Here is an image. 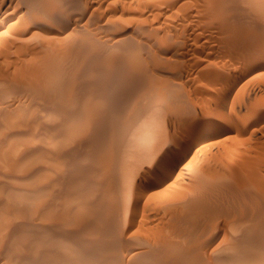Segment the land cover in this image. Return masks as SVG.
<instances>
[{
  "label": "rangeland",
  "instance_id": "374dc122",
  "mask_svg": "<svg viewBox=\"0 0 264 264\" xmlns=\"http://www.w3.org/2000/svg\"><path fill=\"white\" fill-rule=\"evenodd\" d=\"M4 1V2H3ZM8 1H11V5L8 7V8H6V6H3L1 9H0V13H2V15H5V14H7V12L6 11H8V13H14V15H16L15 17H17V16H20V17H18V18H21V16L24 18V16L26 17V21L27 22H24V23H22L21 24V26H23V27H21L20 25H19V27H21L20 29L18 28H16V27H11V28H9L8 26H11V25H9L10 23H12V21L11 22H5V24L3 25V29L2 30H7L6 32H9V31H12L13 32V30H19L18 32H16V31H14L13 33L11 32H9L6 36H8V38L9 39H7V40H2L1 41V39H0V46H1V48L3 47L2 46V42H5V41H7V43H9L8 41H12V42H10L9 43V47L8 46H6L7 48L4 50L3 48L2 49H0L1 51H0V57H3V58H5V57H7V58H5L6 60H5V62L6 63H8V64H4V62L2 63L1 61H4V60H1V59H3V58H0V76H2V77H0V80H2V81H0V95L1 96H3L2 98H1V96H0V103L2 102V104H0V112H2V113H0V123H2V124H0V142L2 143L3 142V139L5 140V138L3 137L5 134H6V132L8 133V131H16L15 130V127L14 126H12V125H16L15 123H13L14 122V120L15 119H13V118H16V117H20L21 116V113L24 115V113L26 114L25 116L27 117V118H29L30 116L32 117V118H40V117H42L41 116V114L43 115L44 113H41V108H43V107H41V106H39L40 105V101L39 100H37L36 101V99H33V101H32V97H30V96H33V94H32V92H29L28 90H27V88H24V86H23V88H20L19 86H16V83L18 82V81H20V80H28L29 78H31L30 77V75H35V74H43V73H46V74H50V75H57V76H59L61 79L62 78H64L65 80V82L66 81H68V83H67V85H66V83L64 82V85H66V86H64V88L65 87H67V89H68V85H69V83L72 81V79H74L72 76L74 75V72H78V70H82L81 71V73L80 74H82V77L81 78H79L78 79V81L77 80H73L72 82H71V86H73V83H74V81H76L79 85H80V87H81V85H82V87H84V83H88V84H85V86H86V88H83L84 90H85V92H86V90H88V89H91V87L92 88H94L95 89V92L94 91H91V90H89V91H87L86 93L84 92L83 94H84V96H86V97H84L83 96V94L81 95L80 94V97L81 98H83V102H81L82 104H84V102H85V104L86 105H84L83 107H88L87 105H91L92 104V109L94 110V108H96V106H97V104H96V106H93L94 104H95V102L94 101H96V102H98L99 101V99H100V101H101V98H102V101L100 102L99 101V103L98 104H102V106L101 107H99V108H104V110L103 111H105V112H103L102 111V109L101 110H99V116H100V114H101V116H103V117H101L102 118V120L103 121H107V122H109V121H111L110 123H112V121H114L112 124H110V123H103V122H101V120H98V119H100V118H98V117H96L97 119L96 120H92L93 121V124L92 125H95V122L98 120V122L100 121L101 122V124L102 125H105L106 124V126L105 127H101L100 125V123H98V122H96V125H95V127H96V129H95V127L93 126V127H91V128H94L95 130H98L96 133L97 134H95V130H94V132H93V135H92V132H91V130H93V129H91L90 130V132H91V135L93 136V138H94V135H96L95 137L96 138H98L100 141H104L103 143V145H105V150H101V152H100V150L99 149H97V150H92V149H89V151H86V148L84 149V147H83V144H84V140H86V138L85 137H83L84 136V134H83V130L84 131H87V130H89L90 129V126H91V124L89 125V122L91 123V120L89 121V119H88V121H87V119H86V116L88 115V111H89V113H90V111H92V109H90L91 108V106H90V108L88 107L87 109V115L86 114H83V113H86V112H84V110L86 109V108H84V110H83V113L82 114H80L81 116L79 117V121L81 120L82 121V123L84 122L85 124H86V126L87 125H89L88 126V128L86 127H84V126H82V127H84V128H82L81 126L80 127H78L77 129L76 128H71V129H69V132L67 133V131H68V128H66V129H64L65 131H63L66 135H70V134H72V131H74V134H76V135H78V137L79 138H75V137H71L72 139L73 138H75V139H71L70 137V139L72 140V142L68 139V137H64V143L66 142V141H68V143L66 142L65 143V145H63V147L64 146H68L69 148H68V150L69 149H71V154H74V152L76 153V154H74V156H78L79 157V159H78V157H77V159H76V157H74L75 158V160H76V162H78L77 164H76V162H75V164L76 165H78L79 164V162H80V165H83L82 167H84V164L82 163L81 164V160H82V162L84 161H88L87 162V164L88 163H90L91 165H90V167H92L93 169H90V168H88L89 166L88 165H86L87 166V168H86V170L87 171H89L88 169H90L91 171H89L90 173L92 172V171H96V177L98 176L97 175V171L99 172V170H100V168H101V171L99 172V176H98V178L100 179V178H106L107 176H108V174H107V170L106 169H104V170H102V164H106V162L108 161V156L107 155H109V153L110 152H113V153H110V155H109V157L110 156H112L111 154H113V156L112 157H110L111 159L112 158H114L115 156V159H117V161H118V159L120 158L119 157V155L121 154L122 156H123V154H124V157L122 158V159H124V163H122L123 161L121 160V158H120V160L122 161H120L122 164V166L120 167V168H122V169H118L119 170V176L121 177V178H119L120 180H118V181H120L119 182V184L117 185L118 186V189H116L117 187H112V183L113 182H111L110 183V181L109 180H111V179H103V180H101V182L100 181H95L96 179H92V180H94V183H90V181L88 182V180H86L87 182H85V183H83V184H81V181L82 180H84V178L82 179V177H85V176H83V174L84 173H87V172H84L83 173V171H86L85 170V168L84 169H82V168H80V169H82V170H80V171H82V173L80 174V173H77L78 172V170H77V172H75V171H73L75 174H77V175H71V173H69V171H68V173L66 174V175H63L62 176V174H61V172H59L57 169L59 168V166L60 167H62V165L63 166H65V168L66 167H68L67 165L69 164V163H71L72 164V162L74 161V158H72V160L71 159H69L70 158V156L68 157V155L67 156H65V157H62V158H59L58 159V161L56 162V164L57 163H59V164H61V165H55L54 167H57L58 166V168L56 169L55 168V172L53 173H50V172H47V171H42V172H35V171H33V169H34V164L39 160L38 159V157L36 156V157H34L33 156V158H31V157H24V160H23V158H21V155H19L18 153L17 154H13V155H16V156H10V154H7L8 155V157H10V159H13V161H15V160H17V159H19V161H17L18 163L17 164H19L18 165V167H20V169H24L25 171H23L24 173H28V174H32L33 172H35V173H33L32 174V178L31 179H33L32 181L30 180V179H28V181H27V179L25 180V179H23V180H19V179H17V180H19L18 182L17 181H14V180H8L7 178H4V176H5V174H6V171L3 169H0L1 171H2V173L0 172V178L2 179H0V185L1 186H3L2 188H3V190L4 191H2L1 190V192H0V199H1V201H0V218L1 217H5V215H6V217H7V219L9 220L10 219V217H11V219H12V217H13V219L16 217V216H18V215H16V216H10V215H12L13 213H15L14 211H16L15 210V207L16 206H13V204L15 205V203H13V204H9V203H12V202H10V200L11 201H13V200H15L16 198H17V200L18 199H24V200H26L27 199V197H25L27 194H24V195H21V198H20V196H19V198L18 197H16V198H13V197H15V195H13L14 193H12L13 191H11V192H7L8 190V187H9V185L12 183V185L13 186H15L16 188H21V189H27V188H25L26 186L28 187V186H31V185H33V184H35V183H37L36 181H45L46 179H48V178H51V179H53V181H57L59 178H61L59 181H61L62 179L64 180L65 178V176H67L66 177V179L63 181L62 180V182H64L65 183V181H67L65 184H64V186L66 187V189L68 188V185H70L69 184V182H68V180H70V183H72L73 181V183L69 186L70 188H68L67 190H70V191H72L73 189L74 190H77L78 188H80L79 190H82V192L84 193H87L88 192V194L90 193V192H92L93 193V191L94 190H99V191H103V190H105V191H107L108 193H110V192H112V193H110V194H105L106 196L108 195H110L109 197H105V195H104V197H103V195H102V197L105 199H107L106 201L105 200H102L101 199V197H99V196H101L99 193V191H97L96 190V193L97 194H99L98 195V197H99V199H101L100 201L98 200V202H99V204L96 206V203H95V207H96V209H97V207H98V209L100 210V209H105V208H108V207H110V202H112V199H115V200H118V201H115V204H113V202H112V204H111V206H112V209L110 208V209H106V210H108V212L110 213V217H111V219L112 220H110V217L107 215V214H105L104 216H106L108 219H109V221H110V223H112L113 224V222H114V224H116L117 225V227H116V230L117 231H115L114 230V232H113V230H112V228H107L106 226H103L102 225V222H101V224H99L98 222H99V220H100V218L101 219H105V217H100L99 218V220L97 219L98 217H96L97 215H95V213L96 212H99V210L97 209V211L96 210H93L94 208H92L91 207V205H93V207H94V204H92V202L94 203V198H97V195H96V193H93V198L90 196V198H89V201H88V199L87 200H85L86 199V197L88 198V196L90 195H86L85 193V199H84V197H83V199L82 200H78L77 201V199L73 202V201H68V202H66L65 204L67 205V206H71V207H77V205H78V207H80V206H82L83 207V209L84 210H82V208L80 207V209L79 208H77V209H79V213H80V211H82L83 212V214L82 213H80V214H82L81 216H83V215H85V216H87V217H85L86 218V220H89V222L90 223H87V224H82V226L81 225H76V224H74V225H76V226H73V224H71L72 222H71V219L70 218H60L59 219V222L61 223L62 222V224L64 225V226H66V227H68V228H74V229H76V231H77V233H79V237L80 238H77L78 236H76V238H75V236L73 237V236H66V235H64L65 236V238H62V239H52L51 240V243L53 244V245H51V243L50 244H45L46 245V247H43V249L42 248H40L41 250H43L42 252H41V250L38 252V253H34V254H36V261H37V259L38 258H42V257H44V258H42V259H45V262L46 263H48V264H82V263H84V264H86V259H81V258H86V257H81V256H79V257H81V258H79L78 256H77V258L78 259H76V257L75 256H73L71 253H70V251H72L73 252V250L74 249H77V250H80V249H82L83 248V245H84V247H86V245H87V243L88 242H93V241H95V244H97V242L96 241H99L100 243L104 240V238L105 237H103V239L101 238L102 236H105V233L103 234V232H105L104 230L106 229V231L108 232V233H110L109 232V230H112L111 231V233L113 232V233H115L117 236V238H116V242L114 243V241H112V244H114V247L116 248L117 247V245H118V247L116 248V249H114L116 252H114V250H109V252H111V253H109V252H104L103 253V255L101 256V254H100V256H98L99 258H97V256L95 257L96 259H93L94 257H92V259H90L89 261H88V259H87V264L89 263H91V261L92 260H95L94 262L92 261V264H94V263H96V264H141V263H145V264H147L145 261H146V259L148 260V255H147V253L146 252H148L149 250H150V247H149V245H150V243H151V245L153 244V241L155 242V241H157V240H162V238L166 235V237H170V236H168V235H170V227H172V226H176V223L178 224L177 226H179L182 222V224L180 225V226H184L187 222H185V221H181V220H179V222H177V220L175 219V216H171L170 214H174L175 215V210L177 211L178 210V205H177V202L180 204V200L181 199H183L184 197H185V195H186V191H188L189 190V188L191 189V187H192V185L193 184H195V180L197 179V177L196 176H203V173H205V175H207V173H211V171H212V173L214 174V172L213 171H216L215 173H217L218 172V174H222L223 173V177H226L227 179H225V180H227V182L228 181H231V182H229L230 184L231 183H233L232 181H235V180H237V181H241V180H243V182L245 183L246 181V183H248L249 182V180H250V184H253V185H255L256 184V182L258 183V181H260V182H263L264 183V178H263V180H260V179H262V177H264V44H259V45H256V46H252V47H248V49L247 50H249V51H247V52H245L246 50H241L240 52L241 53H238V54H236V53H234L233 52V49H235V47L233 48V49H231L230 50V48L232 47V44H227V47H226V43H228L227 41V38L226 37H224V35L222 36L220 33L218 34V30L215 28L216 26H210L211 28H209V26H205L204 24V20H200V19H197V17L198 18H200V16H197V14L198 15H200L199 13H200V6H197V7H199V10H198V8L195 6L196 4H198V3H196L195 1L194 2H191V0H190V2L191 3H193V4H190L189 5V2H188V0H177V1H179L178 3H177V1H176V3H175V1L174 0H171V2L169 1V4L167 3L168 1H166L165 0V2L164 3H166V4H168L167 6H165V5H162V4H160V6L159 5H157L156 7H154V6H152V7H154V8H152L151 7V3L150 2H152L153 3V1L154 0H66V1H64V0H30V1H32V2H25L26 0H2V2L3 3H7ZM19 1V2H18ZM27 1H29V0H27ZM53 1V2H52ZM60 1V2H59ZM62 1V2H61ZM183 1H186L187 2V5H186V2H183ZM193 1V0H192ZM252 2L253 1H255L256 2V4L258 5L259 3H260V1H262V0H258L259 1V3H257V0H251ZM18 2V3H17ZM21 2H24V3H21ZM36 2V3H35ZM45 2V3H44ZM50 4H49V3ZM52 2V3H51ZM70 4H69V3ZM139 2L140 3H142V4H140L139 5ZM147 2V3H146ZM149 2V3H148ZM159 2V1H158ZM174 2V3H173ZM180 2H182V3H180ZM262 2H264V0L262 1ZM261 2V3H262ZM15 3H17V4H15ZM29 3H30V5H33V4H35L34 6H30L29 5ZM33 3V4H32ZM42 3H44V5L42 4ZM58 3V4H57ZM67 3V4H66ZM78 3V4H77ZM93 3V4H92ZM108 3H110V5L108 4ZM111 3H113V4H111ZM160 3V2H159ZM163 3V4H164ZM170 3H173V4H170ZM21 4H23V5H21ZM48 4V5H47ZM55 4V5H54ZM57 4V5H56ZM63 4V5H62ZM72 4V5H71ZM75 4V5H74ZM77 4V5H76ZM147 4H149V7L146 9V7H147ZM174 4H176V5H174ZM181 5L180 7L182 8H180L178 5ZM253 4H255V3H253ZM28 5V7H25V6H27ZM36 5H37V8H36ZM43 5V6H42ZM81 5V6H80ZM100 5V6H99ZM142 5V7H140ZM162 5V6H161ZM173 5V6H172ZM184 5V6H183ZM191 5H192V7H193V9H192V7H191ZM199 5V4H198ZM259 5H261V4H259ZM17 6V8H13V7H16ZM22 6V7H21ZM40 6V7H39ZM62 8H61V7ZM93 6H95V7H93ZM97 6V7H96ZM169 6H171V7H169ZM183 6V7H182ZM191 8H190V7ZM35 9H34V8ZM39 7V8H38ZM71 7V8H70ZM159 7V8H158ZM161 7V8H160ZM5 8V9H4ZM24 8V9H23ZM31 9V10H33V11H31L32 12V14H31V12H29L30 10H28V9ZM53 8V9H52ZM95 8V10H93ZM97 8H99V9H97ZM138 8L140 9V10H138ZM142 8V9H141ZM150 8V10L151 11H146V10H148ZM166 8V9H165ZM16 9V10H15ZM55 9H56V11H55ZM63 9V10H62ZM70 9V10H69ZM85 9V10H84ZM159 9V10H158ZM180 9V12L178 11V10ZM26 10H28V11H26ZM40 10V11H39ZM43 10V11H42ZM46 12H45V11ZM168 10V11H167ZM195 10H196V17H195ZM5 12V14H4V12ZM13 11V12H12ZM16 11V12H15ZM37 11V12H36ZM62 11V12H61ZM64 11V12H63ZM65 11H67V12H65ZM173 11H175L176 13H178V14H175V12H174V14L176 15V17H175V15L173 14ZM199 13H198V12ZM23 12H25L24 14H23ZM26 12H28L27 14H26ZM44 12V13H43ZM47 12H48V14L50 13L51 14V16H49L48 14H47ZM83 12H84V14H83ZM138 12L140 13V12H146L145 14L143 13H140V14H138ZM29 13L31 14V15H29ZM35 13V14H34ZM36 13H38V14H36ZM55 14V15H53V14ZM149 13L151 14V15H149ZM192 13V14H191ZM22 14V15H21ZM47 14V15H46ZM63 14H66V15H69L70 17H71V26H69V29H68V32L69 31H71V32H69L70 33V35H67L68 34V32H67V34L65 35V34H63V35H60L58 38H59V41L57 40V37L56 38H54L55 39V42H54V39H50V40H52V41H50L49 40V37L46 35L45 36V33L43 34V29L41 30V24L42 23H44V24H42L43 25V27L42 28H44V25L46 24V26L47 25H49V26H51V25H54V24H56L55 26H57L58 24H57V18H59L60 16H62ZM81 14H83V16H81ZM142 14V15H141ZM147 14L149 15V16H147ZM159 14H160V16H159ZM172 14H173V16H174V18L172 17ZM38 15V16H37ZM79 15V16H78ZM86 15V16H85ZM90 15V16H89ZM143 15L144 16H147L148 17V21L147 22H149V24L153 21V23H151L150 24V26L151 27H153V26H155L154 28H156L157 26V28H159V26H162V27H160L159 29L162 31V33H164L165 31L168 33V31H169V33H171V35H174V38H175V36L178 38V40H179V42L172 48L171 47V49L172 50H169L168 52H167V57H169L170 59H171V62L174 60V66L171 64V66H172V69L173 68H178V66H176L175 67V65H179V69H178V72L177 73H179V74H181V76L179 75V76H173V75H175L176 74V71H174L173 72V70L172 71H170L171 70V68H169V67H171L170 66V64H167V65H169L168 66V68H169V71L170 72H168V71H166L165 72V76H167V77H169V74H170V79H173V81H175V79H176V83H174L173 81H171V82H169V78H167V79H169L168 81H167V83L165 84V81L167 80L166 78H165V76L163 77L162 75H159V74H161V72L159 73V71H157V76L155 75V76H153L154 78L152 79V76H149V77H151V78H149L148 76V79L147 78H145V80L146 81H152V82H155L156 80V82L153 84L152 82V84L151 85H149V84H144L145 83V81H143L144 79V77L141 79L139 76H138V79L141 81L142 80V82L141 83H143V84H140L141 86H143L144 85V87H142V88H144L143 89V92H142V89H141V86H138L139 85V83H140V81H136V79H134V77H136L137 78V76H134L133 74H132V72H134V70L132 71V69H134V68H131L130 67V65H132V63H131V61H133V59H132V57H133V52L138 48V46H139V48L141 47V46H143L144 47V45H142V44H140V43H142L144 40H145V37L144 36H142L141 37V34H140V32H139V29H135L137 26H136V21H138L137 19H139V18H142L143 17ZM31 16H32V18H31ZM41 16V17H40ZM53 16V17H52ZM73 16V17H72ZM141 16V17H140ZM155 16H158V18H154ZM30 19H32V20H30ZM47 17V18H46ZM48 17H49V19H48ZM138 17V18H137ZM152 17V18H151ZM35 18V19H34ZM37 18V19H36ZM39 18V19H38ZM88 18V19H87ZM196 18V20L197 21H195L194 19ZM25 19V18H24ZM29 19V20H28ZM136 19V20H135ZM152 19V20H151ZM41 20H44V21H41ZM50 20V21H49ZM51 20L52 21H54V23L53 22H51ZM85 23H84V22ZM202 21H203V23H202ZM28 22L29 23H32V24H30V25H28ZM40 22V26L41 27H39V25H38V28H39V31L40 32H38V34H35V33H33V31H34V29H33V26L36 24V23H39ZM195 22H197V23H195ZM201 22V23H200ZM35 23V24H34ZM49 23H51V24H49ZM84 23V24H83ZM34 24V25H33ZM79 24V25H78ZM83 24V25H82ZM87 24V25H86ZM148 24V25H149ZM185 24H186V28H185ZM87 27H86V26ZM135 25V26H134ZM204 25V26H203ZM45 26V27H46ZM54 26V27H55ZM78 26V27H77ZM83 27V29H81L82 27ZM125 26V27H124ZM128 26V27H127ZM149 26V27H150ZM190 26V27H189ZM202 26H203V28H202ZM206 27V28H205ZM8 28V29H7ZM14 28H16V29H14ZM23 28V29H22ZM26 28H28V30L30 31H28ZM46 28H48V26L46 27ZM72 28V29H71ZM74 28V29H73ZM76 28V29H75ZM162 28V29H161ZM165 28V29H164ZM168 28V29H167ZM169 28H171L170 30H169ZM196 28H197V30H196ZM11 29V30H10ZM26 29V30H25ZM45 29V28H44ZM79 29H81L82 30V32H80L81 30H79ZM90 29V30H89ZM119 29V30H118ZM122 29V30H121ZM163 29H164V32H163ZM167 29V30H166ZM185 29V30H184ZM188 29V30H187ZM204 29V30H203ZM9 30V31H8ZM74 30H76V31H74ZM79 30V31H78ZM117 30H118V32H117ZM131 30H133V31H131ZM43 31V32H42ZM84 31H86V32H84ZM89 31V33H87ZM121 31V32H120ZM136 31H138V33L136 32ZM16 32V33H15ZM21 33V34H20ZM44 37H47V38H45L44 37V39L42 40V38H39V37H41V36H38V35H40V34ZM84 35H83V34ZM85 33H86V35L87 34H90V35H88V37L85 35ZM118 33V34H117ZM197 33V34H196ZM9 34L11 35V37H15V39H13V38H11L10 39V36H9ZM12 34H13V36H12ZM16 34V35H15ZM114 34V35H113ZM130 34V35H129ZM135 34V35H134ZM65 35V37H63ZM80 35V36H79ZM94 35V36H93ZM127 35H129V37H130V39H131V37H132V40H130L129 39V37L127 36ZM140 35V36H139ZM180 35V36H179ZM222 37H221V36ZM6 36H4V38H7ZM90 36H91V38H90ZM111 36H113V37H111ZM125 36L126 38H125V40H124V38L123 37ZM135 36H138L135 40H134V38H135ZM28 37H30V40H32V37H33V39L34 38H36L35 39V41L33 42V40L30 42V40H29V38ZM61 37L63 38L62 40H64V41H62V40H60L61 39ZM67 37V39H64V38H66ZM96 37V38H95ZM99 37V38H98ZM107 37H108V41H107ZM109 37H110V39H109ZM123 38V41L122 40H119V38ZM134 37V38H133ZM181 37V38H180ZM223 37L226 39V40H224L223 39ZM16 38H19V39H21V40H19V39H16ZM25 38V39H24ZM70 40H69V39ZM74 38H75V40H74ZM81 38H82V40H81ZM88 38H90V40H92V41H90ZM94 38V39H93ZM120 38V39H121ZM138 38H139V40H138ZM143 38V39H142ZM176 38V39H177ZM47 41H46V40ZM114 39H116V40H114ZM117 39H118V41H117ZM129 39V40H128ZM224 41H223V40ZM16 40V41H15ZM36 40H39V41H36ZM45 40V41H44ZM56 40H57V42H56ZM66 40V41H65ZM93 40H96V42L95 41H93ZM106 40V41H105ZM110 40V41H109ZM114 40V41H113ZM142 40V41H141ZM181 40V41H180ZM222 40V41H221ZM20 41V42H19ZM23 42V44H25V45H23V44H21L22 42ZM67 41H69L70 43H68ZM73 41H75V42H73ZM78 41V42H77ZM81 43H80V42ZM84 41V42H83ZM113 41V42H112ZM115 41H116V43H115ZM127 41H132L133 42V45H132V43L131 42H127ZM134 41H140L139 43H137V45L135 44V46H134ZM15 42H17V43H15ZM41 42H43V43H41ZM54 42V43H53ZM71 42L74 44V47H73V45L71 44ZM94 42V43H93ZM100 44H99V43ZM111 44H109V43ZM127 42V43H126ZM145 42V41H144ZM224 42V43H223ZM26 43H27V45H26ZM30 43V44H29ZM41 43V44H40ZM47 43H49V44H47ZM55 43H57V44H55ZM58 43H59V45H58ZM63 43V44H62ZM65 43H67V44H69V45H65V46H62V45H64ZM76 43H77V45H76ZM90 43V44H89ZM116 45H115V44ZM119 43H123L122 45L121 44H119ZM181 43V44H180ZM184 43V45H182ZM224 44L223 46H222V44ZM34 44H35V46H34ZM40 44V45H39ZM53 44V45H52ZM71 44V45H70ZM79 44H81V46H84L83 48H80L81 46L79 45ZM84 44V45H83ZM93 46H92V45ZM97 44H98V46H97ZM112 44H113V46H112ZM118 44V45H117ZM138 44H140V45H138ZM6 45V43H4V46ZM39 45V46H38ZM46 45H50V47H48V46H46ZM54 45H56L55 47L56 48H52V46H54ZM57 45H58V47H57ZM106 45V46H105ZM109 45V46H108ZM229 45H230V48H228L229 47ZM27 46V47H26ZM41 46H43V49H46L45 50V52L43 51V49H42V47ZM80 46V47H79ZM90 46V47H89ZM99 46H101L102 47V49H101V47L99 48ZM112 47V51H110L111 50V47ZM118 46V47H117ZM122 46H123V48H122ZM126 46V47H125ZM128 46V47H127ZM137 46V48H134V51H133V47H136ZM177 46H179V47H177ZM183 46V47H182ZM185 46V47H184ZM245 46V44L244 45H242V47H244ZM19 47H21L22 49H19ZM29 47V50L28 49H26V48H28ZM30 47H31V50H30ZM39 47V48H38ZM62 47H64V48H62ZM65 47H66V49H65ZM73 47V48H72ZM78 47V48H77ZM92 47V48H91ZM94 47V48H93ZM106 47V48H105ZM125 47V48H124ZM223 47V48H222ZM240 47H241V45H240ZM241 47V48H242ZM5 48V47H4ZM49 48V51L47 50ZM67 48H68V50H70L71 48V50L70 51H68L67 50ZM77 48V49H76ZM80 48V49H79ZM99 48V49H98ZM103 48L104 49H107L106 51L105 50H103ZM115 48V49H114ZM118 48H120V50L118 49ZM127 48H129V49H127ZM177 48V49H176ZM182 48V49H181ZM225 48H228V49H225ZM256 48V49H255ZM16 49H18L17 51H20V54L19 55H17V54H15V53H17V51H15ZM27 50V51H25V53H23L24 52V50ZM35 50V52H34V50ZM37 49V50H36ZM41 49H42V51H41ZM65 49V50H64ZM81 49H82V51H81ZM95 49V50H94ZM99 51H98V50ZM113 49H114V51H113ZM132 49V50H131ZM179 49V50H178ZM2 50H4V51H2ZM9 50V51H8ZM23 50V51H22ZM39 50V51H38ZM51 50V51H50ZM52 50H53V52H52ZM58 50V51H57ZM61 50L63 51V53H61ZM67 50V51H66ZM73 50H75V51H73ZM80 52H79V51ZM88 50V52H85V51H87ZM97 50V51H96ZM117 50V51H116ZM124 50H126V51H124ZM129 52H128V51ZM227 50H229V51H227ZM235 50H237V49H235ZM263 50V51H262ZM11 51V52H10ZM41 51V52H40ZM48 52V54L49 55H47V52ZM54 51H56V54L58 53V52H60V54H57V56H56V54L54 53ZM72 51V52H71ZM104 51V53H102ZM122 51V52H121ZM173 51V52H172ZM178 53H177V52ZM230 51H232V52H230ZM255 51V52H254ZM262 51V52H261ZM5 52H7V53H5ZM15 54H13V53ZM33 52V54H31ZM39 52V53H38ZM68 52H71V53H68ZM90 52V53H89ZM99 52H101V53H99ZM116 52H117V54H116ZM172 52V53H171ZM227 52H228V54H227ZM253 52V53H252ZM35 53V54H34ZM40 53H42L41 54V56L39 55ZM46 53V54H45ZM53 53L55 54L54 56H53ZM74 53V55L72 56V54ZM78 53V54H77ZM82 53V54H81ZM87 53V54H86ZM108 53V54H107ZM118 53H120L122 56L120 57V54L118 55ZM174 53H175V55H174ZM231 54V56H230V54ZM233 53V54H232ZM260 54L261 56H259V57H257L256 58V61H255V58L253 59V60H249V61H247L246 59V57L249 55V54ZM22 54H24V56H25V58L23 57V60H19V59H21L20 57H22L23 55ZM52 54V55H51ZM63 54V55H62ZM69 54V55H68ZM77 54V55H76ZM90 54H92V55H90ZM97 54H99V56L97 55ZM132 54V55H131ZM171 54V55H170ZM178 56H177V55ZM244 54V55H243ZM40 57H39V56ZM46 55V56H45ZM60 55V56H59ZM68 55V57H66L65 58V56H67ZM76 55V56H75ZM78 55H82V56H79L78 57ZM104 55H107V57H104L103 59H102V57ZM170 55V56H169ZM179 55H181L180 57H179ZM12 56H15V57H12ZM44 56V57H43ZM49 56L51 57V56H53V59H54V57L58 60V57H61V56H63L65 59H63V60H65L66 61V63L67 64H69V65H71L70 67L71 68H73V67H76V68H73V70L72 69H70V68H68L67 69V66L69 67V65H67L66 63H64V61L62 60V59H60L59 61H61V62H58V63H54L55 61H56V59H52L51 60V58L49 59ZM85 56V57H84ZM124 56H130V58H127V57H124ZM233 56V57H232ZM240 56V57H239ZM19 57V58H18ZM46 57V58H45ZM63 57H61V58H63ZM70 57V59L72 60H70V59H67V58H69ZM74 57V58H73ZM75 57H76V59H75ZM77 57H78V59H77ZM92 58V60L91 59H89V58ZM94 57V58H93ZM112 57V58H111ZM178 57V60L177 61H179V59H184V61H183V59H182V61L184 62V64L181 62V60L179 61V62H181V63H177V61L175 60V58H177ZM191 57V58H190ZM237 57V58H236ZM261 57V58H260ZM26 58H32L31 60H27ZM36 58V59H35ZM42 58V59H41ZM44 58V59H43ZM73 58V59H72ZM85 59V63L87 64V62H93L94 61V59H96V64H97V61H98V66L94 63V64H92V65H90L89 64V66H86V65H84L85 63H84V59ZM120 60H119V59ZM168 58V59H169ZM173 58V59H172ZM189 58H190V60H189ZM199 58H200V61H199ZM260 58V59H259ZM39 59V60H38ZM47 59H49V60H51L50 62H52V64L50 65V63L49 62H47ZM83 59V60H82ZM86 59H87V61H86ZM89 59V60H88ZM98 59V60H97ZM102 59V60H101ZM108 59V60H107ZM114 59V60H113ZM122 59L123 60H125V59H127L126 61H125V63H126V65H127V63H129L128 65L129 66H126L125 65V63H124V65L121 63L122 62ZM131 59V60H130ZM207 59V60H206ZM7 60H11V62L9 61V62H7ZM14 62H13V61ZM38 60V61H37ZM76 60V61H75ZM81 60L83 61V69H82V62H81ZM119 61V62H117V61ZM186 60H188V61H186ZM211 62H210V61ZM258 60V61H257ZM30 61V62H29ZM63 61V62H62ZM99 61H100V63H99ZM101 61H102V63H101ZM104 61V62H103ZM197 61V62H196ZM202 61V62H201ZM204 61V62H203ZM213 61V62H212ZM35 62V63H34ZM47 62V63H46ZM57 62V61H56ZM74 62H75V65L76 66H74V65H72V64H74ZM76 62H78V63H76ZM91 62V63H92ZM175 62L177 63V64H175ZM207 62V63H206ZM17 63V64H16ZM37 63H39V64H37ZM60 63H61V65H62V63L63 64H66L67 66H64L65 68H63V66L61 67V65H60ZM131 63V64H130ZM173 63V62H172ZM207 65H206V64ZM209 63V64H208ZM3 64V65H2ZM15 65V66H11V65ZM21 64V65H20ZM58 66H57V65ZM78 64V65H77ZM79 64H80V66H79ZM106 64V65H105ZM112 64H114V66L112 65ZM120 64H122L123 65V69H122V65H120ZM181 64V65H180ZM7 65H9V66H7ZM24 65V66H23ZM32 65V66H31ZM35 65V66H34ZM36 65H38V66H36ZM88 65V64H87ZM94 65H96V66H94ZM105 65V66H104ZM109 65H112V66H109ZM167 65H166V67H165V65H163V67H165V68H167ZM184 65V66H183ZM26 66H28V67H26ZM94 66V67H93ZM100 66V67H99ZM107 66V67H106ZM112 67V68H109V67ZM116 66V68H117V70L119 71L118 72V74L116 73L117 72V70H116V68L115 69H113L114 67ZM126 66V67H125ZM134 65H132V67H133ZM203 68H202V67ZM252 66V67H251ZM6 69H5V68ZM7 67H9L8 69H7ZM36 67V68H35ZM38 67H41V68H38ZM56 67H61V68H56ZM85 67H88V68H85ZM92 67V68H91ZM101 68V69H98V68ZM127 67H128V69H127ZM249 67H250V69H249ZM4 68V70H2ZM14 68V69H13ZM16 68H17V70H16ZM25 68V69H24ZM55 68V69H54ZM98 70H97V69ZM127 70H126V69ZM136 68V67H135ZM185 68V69H184ZM199 68V70H196V69H198ZM42 69L44 70V72H42ZM50 71H49V70ZM54 69V70H53ZM77 69V70H76ZM87 69V71H85ZM88 69H90V71L88 70ZM103 69V70H102ZM109 69H110V71H109ZM119 69H121L122 70V72H121V70H119ZM181 69H183V71L181 70ZM211 69V70H210ZM18 72H16V71ZM26 71L27 72V74H26V72H24V71ZM31 70V71H30ZM37 70L40 72H37ZM53 70V71H52ZM58 70V71H57ZM93 70V71H92ZM105 70V71H104ZM112 70H114V71H116V72H112ZM125 70V71H124ZM131 70V71H130ZM164 70V69H163ZM167 70V69H166ZM191 70V71H190ZM215 70V71H214ZM246 70V71H245ZM6 73H8L7 75H3V74H6ZM13 71H15V72H13ZM55 71V72H54ZM74 71V72H73ZM89 71V72H88ZM97 72V74H96V72ZM99 71H102V72H99ZM107 71V72H106ZM129 71H130V76L128 75V73H129ZM195 71H196V73H197V75H195V78H193V75L195 74ZM202 71V72H201ZM210 71V72H209ZM20 72V73H19ZM22 72V73H21ZM29 72H30V74H29ZM49 72V73H48ZM58 72H60V73H58ZM86 72V73H85ZM93 72H94V75H93ZM124 72H125V74H124ZM126 72H128L127 73V75H126ZM172 72V73H171ZM192 72V73H191ZM11 73H12V76H11ZM17 73V76H14L15 74ZM57 73V74H56ZM90 75H89V74ZM102 74V76H104L103 78L101 77V74ZM108 73V74H107ZM110 73H113L112 75H110ZM115 73H116V75H115ZM122 73V74H121ZM159 73V74H158ZM167 73V74H166ZM174 73V74H173ZM189 73H191V74H189ZM210 73V75H217V77H219V78H216L215 79V81L213 82V81H209V79H207L206 77H207V75ZM236 73V74H235ZM243 73V74H242ZM20 74H22L21 76H19ZM27 75L26 76V78H25V76L24 75ZM60 74H61V76H60ZM63 74V75H62ZM65 74H66V76H65ZM67 74H69V75H67ZM73 74V75H72ZM84 74H86V75H84ZM106 74V75H105ZM134 74H135V72H134ZM188 74V75H187ZM205 74V75H204ZM207 74V75H206ZM8 75H10V76H8ZM70 75H72V76H70ZM92 75V76H91ZM100 75V76H99ZM113 75H114V77H113ZM119 75V76H118ZM123 76V78H122V76ZM131 75H133L134 77L132 78V76ZM172 75V76H171ZM183 75V76H182ZM190 75V76H189ZM210 75H208V77L210 76ZM3 76H4V78H3ZM56 76V77H57ZM67 76H70V77H68L67 78ZM89 77V80H90V76L91 77H93V79L92 80H90V81H88V77ZM97 76V77H96ZM110 76V77H109ZM112 76V77H111ZM197 76V77H196ZM235 76H237V77H235ZM66 77V78H65ZM72 77V78H71ZM86 78L85 80H84V78ZM99 77V78H98ZM107 77H108V79H110V80H108L107 79ZM120 77L122 78V79H124L123 81H122V79H120ZM126 77H128L127 79H128V81H127V79H125ZM132 79V81H131V79ZM155 77H162L161 79H155ZM188 77V78H187ZM190 77H192L193 78V80L190 78ZM231 77H232V79H231ZM10 78V80H8ZM17 78V79H16ZM20 80H19V79ZM105 78H106V80H105ZM112 78V79H111ZM115 80H118V78L120 79V81L118 80V81H115ZM163 78H165V79H163ZM238 80H237V79ZM98 79V80H97ZM103 79V80H102ZM163 79V80H162ZM189 79V80H188ZM195 79V80H194ZM12 80H14L15 82H13ZM17 80V81H16ZM63 80V79H62ZM93 80H95V81H93ZM126 80V82L124 83V81ZM153 80H155V81H153ZM160 82H159V81ZM165 80V81H164ZM237 80V81H236ZM12 81V83L14 84V85H12V83H8V82H11ZM40 81V82H39ZM70 81V82H69ZM104 81V82H103ZM112 81V82H111ZM113 81H115V82H113ZM130 81V82H129ZM148 81V82H149ZM163 81V82H162ZM181 81V82H180ZM208 81V82H207ZM218 81V82H217ZM36 83H42L41 82V80L40 79H38V82H37V80L35 81ZM75 82V83H76ZM96 82H98V84H97V86H96ZM100 82H102V83H100ZM116 82H118V83H116ZM123 82V83H122ZM128 82V83H127ZM131 82H133V83H131ZM136 82H138V84L136 83ZM148 82H146V83H148ZM157 82H159V83H157ZM161 82H162V84L164 83L165 85H166V87H165V85H163L164 87H162V86H160V85H162L161 84ZM169 82V83H168ZM35 83V84H36ZM90 83H93L92 85H89ZM95 83V84H94ZM103 84V86L101 87V85ZM105 83V84H104ZM108 83V84H107ZM121 83V84H120ZM130 83V84H129ZM171 83V84H170ZM2 84H4V85H2ZM129 84V85H128ZM131 84H132V86H133V88H132V86H131ZM136 84V85H135ZM157 84H159V85H157ZM168 84V85H167ZM171 86H170V85ZM175 84V85H174ZM177 84V85H176ZM182 84V85H181ZM186 84V86H184ZM229 84V85H228ZM5 85H7L6 87H5ZM37 86L38 85H40V84H36ZM36 85H34L33 84V86H36ZM119 85H120V87H119ZM123 85V86H122ZM126 85V86H125ZM146 85L149 87H147L148 89H150V88H152V87H154L155 86V88L156 89H153V90H156L154 93H151L152 92V90L151 91H148V92H150L151 94H150V96L149 97H151L152 96V94H154L155 96H157V97H154V95L151 97L153 100H149V99H151V98H149L148 97V95H147V91H145V89H146ZM173 85V86H172ZM231 85V86H230ZM14 86V87H13ZM36 86V87H37ZM70 86V87H71ZM104 86H106V87H104ZM116 86H118V87H116ZM128 86H130V88H132V89H130ZM136 86H138L139 87V89H138V87H136ZM158 86H160L159 88H162V89H164V91H162V89L160 90L159 88H158ZM167 86L168 87H170V88H172V89H174V87L176 86V88L173 90V91H176V92H179V90H180V94H182V98L180 97H166L165 99L164 98H162V97H160L161 95H160V93L159 92H165V90H167L168 88H167ZM179 86V87H178ZM229 86L231 87V88H229ZM233 86V87H232ZM1 87H3V88H1ZM26 87V86H25ZM70 87H69V89H70ZM96 87V88H95ZM99 87V88H98ZM110 87V88H109ZM137 89H136V88ZM6 88V89H5ZM17 88L19 89V90H17ZM107 88V89H106ZM120 89V91H123V90H126V88H127V92L126 91H123V93L121 94L120 93V91L119 90H117V89ZM125 88V89H124ZM23 89H25L26 91H23V93L21 94V92H22V90ZM67 89L65 88V89H63V90H65V92L67 91ZM93 89V90H94ZM96 89H100L99 91H98V93L96 92ZM109 89H111V90H109ZM123 89V90H122ZM129 89V90H128ZM133 89H136V90H138V94L140 93V92H142V94L140 93L139 95L137 94V91L136 92H134V90ZM158 89V90H157ZM182 89V90H181ZM231 92L228 96H226L225 98H224V96L225 95H222L223 93L222 92H224V91H228V90ZM21 90V91H20ZM132 90H133V93H132ZM141 90V91H140ZM224 90V91H223ZM4 93H3V92ZM8 91V92H7ZM12 91V92H11ZM20 91V92H19ZM91 91V92H90ZM102 91V92H101ZM103 91L106 93V92H108V91H110V92H108V93H103ZM116 93V91H117V93H118V95L119 96H117V93L116 94H114V92ZM131 91V93L132 94H130L131 96H128L129 94H126V93H128V92H130ZM140 91V92H139ZM11 92V93H10ZM14 92V93H13ZM29 92V93H28ZM97 93L98 95H96L97 97L95 98V99H92V97L94 98V94L93 93ZM157 92V93H156ZM3 93V94H2ZM88 93V94H87ZM90 93H92V94H90ZM101 93L103 94V95H101ZM112 93V94H111ZM161 93V94H162ZM5 94H10V96L9 95H5ZM13 94H15V95H13ZM20 94V95H19ZM30 94V95H29ZM89 95V96H87V95ZM111 95L109 98H108V96L109 95ZM125 94V95H124ZM158 94V95H157ZM19 95V96H18ZM22 95V96H21ZM91 95H94V96H92V97H90ZM101 95V96H100ZM113 95V96H112ZM114 95H116V96H114ZM121 95V96H120ZM136 95V96H135ZM13 96H15V98H19V100H18V98L17 99H15ZM25 96H28V97H25ZM123 96V97H122ZM125 96H126V98H125ZM128 96V97H127ZM134 96V97H133ZM143 96V97H142ZM145 96H147L146 97V99L148 100H146V102H151V103H149V104H152V103H154V104H152V105H149L148 103H146V102H142L141 101V98H138V97H142V100L145 98ZM30 97V98H29ZM88 97H90V98H88ZM113 97V99L111 100L110 98H112ZM120 97H121V99H120ZM131 98V100H130V98ZM160 97V98H159ZM5 98H7V99H5ZM14 98V99H13ZM33 98H35V97H33ZM84 98H85V100H87V101H85L84 100ZM86 98H88V99H86ZM119 98V99H118ZM123 98V99H122ZM125 98V99H124ZM134 98V99H133ZM184 98V99H183ZM5 99V100H4ZM29 99V100H28ZM31 99V100H30ZM78 99H79V97H78ZM89 99H91L92 100V102H94V103H92V102H90L89 101ZM108 99V101H105V100H107ZM110 99V100H109ZM114 99H117V100H115L114 102H113V100ZM137 99H139L138 101H141V102H138V101H135V100H137ZM2 100H4V101H6V102H4V101H2ZM14 100V101H13ZM120 100H123V101H120ZM128 101V105H130V106H127L126 104H127V102L126 101ZM134 100V101H133ZM155 100V101H154ZM188 102H187V101ZM8 101V102H7ZM39 101V102H38ZM79 101H80V99H79ZM82 101V100H81ZM117 101H119L118 103H117ZM129 101H132V103L134 104L135 102L137 103H141V104H148V106H150V107H147L146 108V111H141V110H143V108L146 106V104H145V106H142L143 108L142 109H137L138 108V106H137V104H136V106H134L132 103H130ZM144 101H145V99H144ZM191 103H190V102ZM215 101V102H214ZM4 102V103H3ZM18 102H20V103H18ZM32 102V103H31ZM36 102V103H35ZM90 104H89V103ZM104 104H103V103ZM120 102H122V104L120 103ZM39 103V104H38ZM88 103V104H87ZM105 103H106V105H105ZM108 103V104H107ZM110 103H113V105H117V106H113L112 104V106L113 107H111V105H110ZM117 103V104H116ZM130 103V104H129ZM227 103V104H226ZM261 103H262V105H261ZM19 104V105H18ZM23 104V105H22ZM34 104H36V106L34 105ZM132 104V105H131ZM140 104V105H141ZM181 104V105H180ZM182 104H183V106H182ZM17 105V106H16ZM119 105H120V107H119ZM139 105V104H138ZM3 106V107H2ZM23 106H26V107H23ZM28 106H29V108L31 109H33V110H30L29 108H28ZM99 106V105H98ZM107 108H110V109H107ZM109 106V107H108ZM129 108H127V107ZM133 106L135 107L134 108V110L136 111V109H137V111L136 112H143V113H137V115L136 114H134V113H132V112H135V111H133ZM152 106V107H151ZM186 106V107H185ZM254 106V107H253ZM15 107H18V109L17 108H15ZM22 107V108H21ZM40 107V108H39ZM117 107V108H116ZM124 107V108H123ZM140 108H141V106H139ZM183 107V108H182ZM215 107V108H214ZM252 107V108H251ZM261 107V108H260ZM263 107V108H262ZM7 108V109H6ZM28 108V109H27ZM49 108V107H48ZM112 108V109H111ZM119 108H122V109H120L119 110ZM126 108H127V110H126ZM132 108V109H131ZM154 108V109H153ZM196 108V109H195ZM223 108V109H222ZM258 108V109H257ZM17 111H16V110ZM24 109V110H23ZM36 109V110H35ZM49 109H52V108H49ZM116 109V110H115ZM126 110V112H125V110ZM192 111H191V110ZM195 109V110H194ZM2 110V111H1ZM5 110V111H4ZM19 110H21V112L19 111ZM23 110V111H22ZM113 110H114V112H113ZM119 112H118V111ZM132 110V111H131ZM144 110H145V108H144ZM153 110V111H152ZM155 110H159V112H157V111H155ZM162 110V111H161ZM163 110H165V111H163ZM211 111V113H210V111ZM223 110V111H222ZM35 112V113H32V112ZM50 112H52V110H49ZM100 111H101V113H100ZM110 111H112L111 113H110ZM188 111H189V113H188ZM194 111V112H193ZM216 111V112H215ZM222 111V112H221ZM255 111L257 112V113H255ZM6 112H10V113H6ZM18 112H20V113H18ZM39 112V113H38ZM117 112V113H116ZM121 112V113H120ZM154 112V113H153ZM163 112V113H162ZM183 112V113H182ZM219 112V113H218ZM29 113H31L30 115H29ZM36 113H38L37 115H36ZM54 113H55V111H54ZM107 113V115L105 116V114ZM108 113H110V114H112V116L110 115V114H108ZM116 113V114H115ZM121 115H119V114ZM124 113H126L128 116H129V118L131 119V116L134 114V116H132L133 118L135 117V116H137V118L138 119H140L141 118V120H137V124H136V122L134 121L135 120V118L133 119L132 118V120L130 121V119L128 118V116H125L126 114H124ZM162 113V114H161ZM181 113V114H180ZM196 116L195 118H192V116L194 117V115ZM253 113H255V114H253ZM259 113V114H258ZM4 114V115H3ZM8 114H10V115H8ZM13 116H12V115ZM114 114V115H113ZM122 114H124V115H122ZM141 114V115H140ZM169 114V115H168ZM175 114V115H174ZM177 114V115H176ZM192 114V115H191ZM213 114V115H212ZM221 116H220V115ZM224 114V115H223ZM16 115H19V116H16ZM28 115H29V117H28ZM34 115V116H33ZM47 115V114H46ZM46 115H44V117H42V120H43V118L45 119V123L47 122V124L50 126L51 125V123H53V125H51L50 127H53L54 126V121H55V117L57 116H55L53 119H52V117L50 118V119H47L45 116ZM48 115H52V114H48ZM84 115H85V117H84ZM119 116V119L122 121H120V120H118L117 118H118V116ZM138 115H140V118L138 117ZM182 115V116H181ZM185 115V116H184ZM187 115V116H186ZM253 115H258L257 116V119L256 120H254L253 122H250V119H251V117L253 116ZM7 116V117H6ZM37 116V117H36ZM53 116H54V114H53ZM116 116V117H115ZM124 116L125 117H127L126 118V121H125V119H124ZM144 118H146V120L148 121V122H146V120H144L143 119V117ZM208 116V117H207ZM220 116V117H219ZM249 116V117H248ZM251 116V117H250ZM30 117V118H31ZM188 117H189V119H190V121L192 122V121H195V122H188ZM200 117V118H199ZM89 118V117H88ZM95 118V117H94ZM110 120H109V119ZM219 120H218V119ZM8 119H10V120H8ZM83 119H86V120H83ZM104 119H107V120H104ZM191 119H193V120H191ZM196 119H197V121H196ZM210 119V120H209ZM214 119V120H213ZM236 119V120H235ZM53 120V121H52ZM109 120V121H108ZM117 120V121H116ZM128 120V121H127ZM161 121L160 123H159V121ZM171 120H173V122L172 123H170L171 122ZM181 122H180V121ZM184 120H185V122H184ZM4 121H7V123H5ZM11 121V122H10ZM50 121V122H49ZM87 121V122H86ZM120 121V122H119ZM140 121H141V123H140ZM158 121V122H157ZM188 122V124H187V122ZM239 121V122H238ZM248 121V122H247ZM41 122H43L44 123V121H41ZM135 123V128L133 127V125H134V123ZM143 122H145V123H143ZM154 122H155V125H154ZM184 122V123H183ZM199 122V123H198ZM202 122V123H201ZM236 122V123H235ZM238 122V123H237ZM3 123H5V124H7V125H4ZM50 123V124H49ZM114 123H116V124H114ZM132 123V124H131ZM142 123H143V125L145 126H143L142 127ZM157 123H158V125H157ZM178 123V124H177ZM184 124V126H182L183 124ZM223 123V124H222ZM239 123H241V124H239ZM46 124V125H47ZM56 124V123H55ZM98 124H100L99 126L101 127V128H104L103 130H107L108 128H109V130H107L108 132H109V134H108V132L107 133H104V135L107 137V138H105L104 136H102V137H97L98 136V132H100L99 130L101 129L100 127L99 128H97V126H98ZM107 124H110L111 126H114V128L116 129H113L111 126L110 127H108L107 129H105L106 127H107ZM114 124V125H113ZM120 124V125H119ZM140 124V125H139ZM153 124V125H152ZM186 124L188 125V127L186 126ZM189 124L190 125H192V127L191 126H189ZM196 124L198 125V127L199 128H201V129H199L200 131H198V133H196L195 132V135L193 136V139L189 136V132L188 131H190V130H192V128H195V127H197L196 126ZM214 124V125H213ZM118 125V126H117ZM123 125V126H122ZM130 125H132V126H130ZM146 125H147V128H148V130H147V128H146ZM179 125H180V127H179ZM223 125V126H222ZM246 125V126H245ZM2 126V127H1ZM5 126V127H4ZM6 126L8 127V126H10V127H8L9 128V130H8V128H6ZM127 127L128 128V130H127V128H126V130H127V133H126V131H125V128L124 127ZM139 127V129H138V127ZM152 126V127H151ZM157 126V127H156ZM182 126V127H181ZM200 126H202V127H200ZM13 127V128H12ZM25 127V128H24ZM24 127H19L18 128V131H22L23 130V128L24 129H26L27 130V128L28 127H26V126H24ZM30 127V126H29ZM35 127V128H34ZM118 129H117V128ZM133 127V128H132ZM136 127H137V129H136ZM184 127V128H183ZM81 128V132H80V129ZM113 129V131L111 130L110 131V129ZM120 128V129H119ZM124 130H123V129ZM131 128V129H130ZM151 128V129H150ZM158 128V129H157ZM205 128V129H204ZM209 128V129H208ZM5 129H7L6 131H5ZM13 129V130H12ZM34 129H36V131H33ZM132 129H133V131H132ZM136 129V130H135ZM185 131H184V130ZM190 129V130H189ZM204 129V130H203ZM31 130H32V132H36V137H37V139H42L43 141H44V139H45V141H47L48 140V138L49 137H55L54 139H52L54 142V144L53 145H55V144H57L58 145V143H60V142H62V141H60V140H63V139H60L59 140V138H58V141H57V137L58 136H56L57 135V133H56V135L52 132V131H50L49 132V134H47V136H43L42 138H40V134H39V131L37 132V128H36V125H34L33 127L31 126ZM72 130V131H71ZM103 130L101 129V131L102 132H100V133H103ZM114 130L116 131V132H114ZM135 130V131H134ZM147 130V131H146ZM211 130V131H210ZM232 130V131H231ZM104 131V132H105ZM130 131V132H129ZM143 131H145V134H146V136L148 135V136H150V137H146V139H148V140H146L145 138H144V135H143ZM148 131H150V133L148 132ZM182 131H184L183 133H182ZM208 131V132H207ZM53 133V135H52V133ZM75 132H78V133H75ZM114 132V133H113ZM118 132V133H117ZM120 132H122V133H120ZM125 132V133H124ZM132 132V133H131ZM137 132V134H141V132H142V134L141 135H143V137L142 138H137V139H135L136 138V136L134 135V133H136ZM138 132H140V133H138ZM147 132H148V134H147ZM152 132V133H151ZM154 132V133H153ZM158 132V133H157ZM199 132H200V134H199ZM205 132V133H204ZM4 133V134H3ZM124 133V135H121V134H123ZM129 133H131V134H133L134 136H132L131 134H130V136H129ZM204 133V134H203ZM83 134V135H82ZM113 134V135H112ZM125 134H128V136L126 137L125 136ZM136 134V135H137ZM178 134V135H177ZM201 134H203V135H201ZM46 135V134H45ZM49 135H51V136H49ZM75 135V136H76ZM100 135V134H99ZM102 135V134H101ZM110 135V136H109ZM114 135H116V137L114 136ZM138 135V136H139ZM140 135V136H141ZM182 135H184V137L182 136ZM200 135V136H199ZM71 136V135H70ZM113 136V137H112ZM121 136V137H120ZM125 136V138H123ZM133 137V138H130V137ZM178 136V137H177ZM182 136V137H181ZM188 136V137H187ZM197 136H198V139H200V141L198 140V139H196L197 138ZM203 136V137H202ZM20 137V139L19 138H9L10 140H5L6 141V143L7 144H9L8 142H19L18 140H21V139H23L24 138V140H26V138H25V136L23 135V136H19ZM35 137V138H36ZM103 137L105 138V139H103ZM109 137V138H108ZM111 137V138H110ZM119 137H120V140H118L119 139ZM65 138H66V140H65ZM84 140H83V139ZM92 138V137H91ZM91 139V141L92 140H94V139H96V138H94V139ZM100 138H102V139H100ZM115 138V139H114ZM131 139L130 141H129V139ZM143 138H144V140H143ZM171 138V139H170ZM173 138V139H172ZM179 138H181V139H179ZM188 138V139H187ZM18 139V140H17ZM118 140V142H117V140ZM124 141H126V142H124ZM125 139H128V140H125ZM175 139V140H174ZM185 139H187V140H189V143L188 144H190V145H188V144H186L187 142H186V140ZM81 140H83V142L81 141ZM109 140V141H108ZM111 140H113V142L111 141ZM138 140H140V141H146V142H144V143H142L141 142V144H140V142H138ZM150 140H152L153 142H151ZM169 140V141H168ZM176 140H181V142L179 141H176ZM8 141V142H7ZM44 141V142H45ZM82 143H80V142ZM111 141V142H110ZM123 141V142H122ZM184 141V142H183ZM202 141V142H201ZM57 142V143H56ZM121 142V143H120ZM131 142V143H130ZM168 142V143H167ZM179 143V145H176V144H178ZM196 142H198V143H196ZM209 142H210V144H209ZM70 143H72L73 145H71L70 146ZM75 143V144H74ZM111 143V144H110ZM115 143V144H114ZM121 144L122 146H120L119 144ZM125 143V144H124ZM129 143V144H128ZM146 143H148V145L146 144ZM150 143H152V144H150ZM172 143V144H171ZM174 143H176V144H174ZM181 143V144H180ZM207 143H208V145H207ZM44 144V143H43ZM51 144H52V142H51ZM63 144V143H62ZM61 143L59 144V146H57V145H55V147L53 146V148L52 147H50L51 149H55V148H57L56 150H59V151H61V149L64 151L63 153H65V147L63 148L61 145H62ZM77 144H81L80 146L84 149V151H85V153H84V151L82 150V148L81 147H79V145H78V148L76 147L77 146ZM114 144V145H113ZM134 144H136V147L134 146ZM146 144V145H145ZM186 144V145H185ZM193 144V145H192ZM195 144V145H194ZM205 144L207 145L206 147H205ZM107 145V146H106ZM117 145V146H116ZM125 146V150L123 149L124 148V146ZM141 145V146H140ZM169 145V146H168ZM177 146L178 147V149L176 150V147L175 146ZM183 145H184V147H183ZM210 145V146H209ZM9 146V145H8ZM75 147V148H73V150H77V151H74V152H72L73 150H72V147ZM115 146V147H114ZM123 147V148H120V149H118L119 147ZM138 146L140 147V148H138ZM150 146V147H149ZM170 148L171 146V148L170 149H168V147ZM186 146L188 147V148H186ZM194 146V147H193ZM209 146V147H208ZM46 147V146H45ZM45 147H44V149H45ZM62 147V148H61ZM175 149H174V148ZM179 147H180V149H179ZM203 149H202V148ZM205 147V148H204ZM49 147H47L46 149H50ZM79 148H80V152H78V150H79ZM117 150H116V149ZM138 148V149H137ZM148 148V149H147ZM50 149V150H51ZM103 149H104V147H103ZM111 149V150H110ZM113 149V150H112ZM116 150V153L114 152L115 150ZM121 149H123V150H121ZM127 149H130V150H127ZM134 149H136V150H134ZM158 149V150H157ZM167 149V150H166ZM183 149V150H182ZM187 149H188V151H187ZM195 149H196V151H195ZM55 150V151H56ZM67 148H66V153H67ZM87 150H88V148H87ZM107 150V151H106ZM121 150V151H120ZM138 150H140V152L138 151ZM169 150V151H168ZM186 150V151H185ZM81 151L83 152L82 154H81ZM96 151H99V152H97V153H94V152H96ZM129 151V152H128ZM161 151V152H160ZM184 151H185V153H184ZM88 152V153H87ZM91 152H93L94 154H90ZM108 152V153H107ZM125 152H126V154H128L127 156L125 155ZM133 152V153H132ZM138 154H137V153ZM143 152H144V154H143ZM182 152V153H181ZM195 152V153H194ZM107 153V155H105ZM118 153H119V155H118ZM135 153V154H134ZM159 153H160V155H159ZM70 154V155H71ZM78 154V155H77ZM101 154V155H100ZM102 154H104V155H102ZM188 154V155H187ZM193 154H195V155H193ZM87 155V156H86ZM93 155H95L94 156V158L97 160H94V162H99V160H106L107 159V161L104 163V162H102V164H101V161L98 163V167L96 166L95 168H94V166H95V164H92L93 162H92V157H93ZM115 155V156H114ZM150 155V156H149ZM193 155V156H192ZM92 156V157H91ZM97 156V157H96ZM119 158H118V157ZM136 156V157H135ZM139 156V157H138ZM152 156V157H151ZM155 156V157H154ZM192 156V157H191ZM15 157V158H14ZM82 157H84V159L82 158ZM127 157V158H126ZM133 157H135L134 158V160H133ZM148 157V158H147ZM36 158V159H35ZM64 158V159H63ZM85 158H88V160L86 159L85 160ZM89 158H90V160H89ZM103 158H105V159H103ZM109 158V159H110ZM128 160H126V159ZM132 158V159H131ZM139 158V159H138ZM147 158V159H146ZM152 158H153V160H152ZM8 159V158H7ZM20 159H22V160H20ZM38 159V160H37ZM45 159H46V157H45ZM81 159V160H80ZM99 159V160H98ZM110 159V160H111ZM137 159V160H136ZM172 159V160H171ZM37 160V161H36ZM66 161V162H64V161ZM71 160V161H70ZM78 160V161H77ZM80 160V161H79ZM109 160V161H110ZM144 160V161H143ZM21 161H24V162H21ZM28 161H30L31 163H29ZM33 161L35 162L34 164H33ZM114 161V160H113ZM134 161V162H133ZM141 161V162H140ZM147 161V162H146ZM148 161H150L149 162V164H150V166H149V164H148ZM69 162V163H68ZM85 162V163H86ZM154 162V163H153ZM189 164H188V163ZM21 163H23V164H21ZM25 163V164H24ZM28 165H27V164ZM63 163V164H62ZM119 163V162H118ZM136 163V164H135ZM156 163H157V165H156ZM159 163V164H158ZM66 164V165H65ZM107 164H109L108 162H107ZM131 164V167L129 166ZM133 164V165H132ZM143 164V165H142ZM155 164V170L153 169V171H155L156 173H157V171H158V166H159V168L160 167H162V169H163V173H165L167 170L169 171H167V174L168 173H170V174H168V178L161 184V186L160 187H157V188H150V187H146V189L144 188V191H143V189L141 190V188H142V186H139V187H134L135 186V184H136V182H138V180L139 181H143V180H148V179H150L151 177L153 178V177H155L154 175H156V173L154 172L153 173V171L151 172L150 171V169H152V165H154ZM187 166H186V165ZM197 164V165H196ZM216 166H215V165ZM232 164V165H231ZM25 165V166H24ZM33 165V166H32ZM76 165L74 166V163H73V166L71 165V167L69 166L68 168H71V169H74L73 167H76ZM100 165H101V167H100ZM147 165L149 166V167H147ZM164 165V166H163ZM183 165H185V166H183ZM196 165V166H195ZM233 165L235 166V167H233ZM117 166H119V164L118 165H116L115 167H117ZM135 168H134V167ZM138 166V167H137ZM173 166V167H172ZM213 166H215L216 168H218V169H216L215 167H213ZM77 167H79V165L77 166ZM76 167V168H77ZM81 167V166H80ZM130 167V168H129ZM147 167V168H146ZM165 169H164V168ZM184 167V168H183ZM196 167V168H195ZM212 167V168H211ZM230 167H232V169L234 168V170H236L235 168H237V172L236 171H234L233 170V174L236 172V173H238V174H236V175H233L232 174V171H230V170H232L231 168H230V170H229V168ZM251 167V168H250ZM255 167V168H254ZM258 167V168H257ZM33 168V169H32ZM64 168V167H63ZM68 168H67V170H68ZM75 168V169H76ZM127 168V170L125 171V169ZM142 168V169H141ZM171 168V169H170ZM179 168L181 169L180 171H179ZM197 168H199V169H197ZM201 168V169H200ZM214 168V169H213ZM220 168V169H219ZM228 168V169H227ZM240 168V169H239ZM247 168H250V169H247ZM252 168H254V169H252ZM262 168V169H261ZM32 169V170H31ZM62 169V168H61ZM97 169H99V170H97ZM109 169V168H108ZM132 171H131V170ZM144 169H145V171H144ZM177 169H178V171H177ZM194 169V170H193ZM243 169V171H241ZM31 172H30V171ZM56 170H57V172H56ZM106 170V171H105ZM115 170H116V172H117V168H115ZM166 170V171H165ZM192 170V171H191ZM196 170H198L197 172H196ZM206 170V171H205ZM207 170H208V172H207ZM211 170V171H210ZM219 170H221V171H219ZM226 170L228 171V172H226ZM239 170V171H238ZM258 170H262V171H259L260 173H258ZM5 171V172H4ZM29 171V172H28ZM121 171V172H120ZM133 171H134V173H133ZM138 171H140V172H138ZM171 171V172H170ZM202 173H201V172ZM205 171V172H204ZM250 171L252 172V174L253 175H251V173H250ZM255 171V172H254ZM88 172V174H86L87 176L86 177H88V175H91L90 173ZM131 172H132V174H131ZM195 172H196V174H195ZM200 172V173H199ZM221 172V173H220ZM226 172V173H225ZM239 172H240V174H239ZM245 172V173H244ZM246 172H248L247 174H249L248 175V177L246 176L247 174H246ZM261 172H263V173H261ZM3 173H4V175H3ZM37 173H39V174H37ZM93 173V172H92ZM112 173H113V171H112ZM121 173V174H120ZM126 173V174H128L127 176L126 175H124V174ZM175 173V174H174ZM192 173V174H191ZM243 173V174H242ZM43 174V175H42ZM64 174H65V172H64ZM79 174H80V177H81V179L82 180H80V179H78V176H79ZM107 174V176L105 177V175ZM109 174H110V172H109ZM131 174V175H130ZM198 174V175H197ZM202 174V175H201ZM225 174H226V176H225ZM230 174H231V176H230ZM261 175V178H259V176ZM82 175V176H81ZM85 175V174H84ZM133 175V176H132ZM137 175V176H136ZM196 175V176H195ZM229 175V176H228ZM239 175L241 176V177H239ZM257 175H258V177H257ZM35 176V177H34ZM51 176V177H50ZM68 176H70L71 178H69ZM74 177V179H73V177ZM92 177H94L95 178V172H94V176H93V174L91 175ZM101 176V177H100ZM143 176V177H142ZM239 177V179L237 178V177ZM253 176V177H252ZM75 177H77L76 179H78L77 181H80V182H77L76 181V179H75ZM79 177V178H80ZM130 177V178H129ZM132 177V178H131ZM135 177V178H134ZM194 177H196V178H194ZM229 177V178H228ZM37 178V179H36ZM46 178V179H45ZM134 178V179H133ZM151 178V179H152ZM194 178V179H193ZM235 178V179H234ZM254 178V179H253ZM34 179L36 180L34 183H33V181H34ZM44 179V180H43ZM50 179V180H51ZM56 179V180H55ZM72 179H73V181H72ZM130 179H133V180H130ZM193 179V180H192ZM229 179V180H228ZM233 179V180H232ZM5 180V181H4ZM16 180V179H15ZM107 180V181H106ZM123 180H124V182H123ZM127 180V181H126ZM136 180V181H135ZM171 180H173L172 181V183H171ZM255 180H257L256 182H255ZM12 181V182H11ZM13 181H14V183H13ZM22 181V182H21ZM27 181V182H26ZM31 181V182H30ZM48 181V180H47ZM59 181H57V182H59ZM72 181V182H71ZM78 183V185H77V183ZM103 181V182H102ZM192 181L194 182V183H192ZM252 181V182H251ZM254 181V182H253ZM2 182H6L5 184L4 183H2ZM11 182V183H10ZM15 182H16V184H18V185H16L15 184ZM56 182V183H57ZM91 182H93V181H91ZM98 184H97V183ZM99 182H100V184H99ZM122 182V183H121ZM242 182V181H241ZM259 182V183H260ZM8 183V184H7ZM20 183V184H19ZM27 183V184H26ZM75 183V186L77 187V189H75V188H72V185ZM83 186H85V187H87V188H82L81 189V185ZM96 183V184H95ZM108 183V184H107ZM110 183V184H109ZM131 183V184H130ZM133 183H134V185H133ZM168 183H169V185H168ZM263 183H260V185L262 186V185H264ZM15 184V185H14ZM24 184V185H23ZM31 184V185H30ZM58 184V186H59V183H57ZM68 184V185H67ZM105 186H104V185ZM112 184V185H111ZM5 185H7V186H5ZM90 185V186H89ZM100 185H102L101 187H100ZM186 185H188V187L186 186ZM259 185V186H260ZM0 186V187H1ZM21 186V187H20ZM63 186V188H65ZM74 186V187H75ZM91 186H93V187H91ZM96 186V187H95ZM111 186V187H110ZM128 186V187H127ZM131 188H130V187ZM185 186V187H184ZM257 186H258V184H257ZM98 187V188H97ZM164 187H167L165 190H163L164 189ZM5 188V189H4ZM91 188V191L89 190V189ZM105 188V189H104ZM109 188V189H108ZM128 188H130V189H128ZM160 188H161V190H160ZM163 188V189H162ZM187 188V189H186ZM83 189L85 190V191H83ZM94 189V190H93ZM112 189V190H111ZM122 189V190H121ZM125 189H127V190H125ZM161 191V192H165L164 194L163 193H161V192H159V190ZM184 191H183V190ZM263 189H264V186H263ZM86 190H89V191H87L86 192ZM93 190V191H92ZM116 190V191H115ZM118 190V191H117ZM121 190V191H120ZM134 190V191H133ZM186 190V191H185ZM5 191H6V193H5ZM10 191V190H9ZM110 191V192H109ZM117 192L116 194H115V192ZM123 191V192H122ZM125 191V192H124ZM131 191V192H130ZM138 191V192H137ZM140 191H142V193H139ZM155 191V192H154ZM158 191V192H157ZM190 191V190H189ZM188 191V192H189ZM261 191V190H260ZM74 192H76V191H74ZM130 192V193H129ZM150 192V194L151 193H153V195L152 196H155V194L157 193V197L156 198H154V197H147V196H150L148 193ZM185 192V193H184ZM264 192V191H263ZM2 193V194H1ZM9 193H12V194H9ZM120 193V194H119ZM127 193H129L130 195H128ZM147 193V194H146ZM155 193V194H154ZM31 193H29V195H30ZM95 194V195H94ZM102 194V193H101ZM126 194V195H125ZM134 194V195H133ZM135 194H137V195H135ZM138 194H140V196H141V198H140V196L138 195ZM143 194V195H142ZM159 194V195H158ZM161 194V195H160ZM183 194V195H182ZM18 194H16V196H17ZM29 195H27L28 196V198H30V200H32V198H33V196L31 197H29ZM34 195V194H33ZM122 195V196H121ZM125 195V196H124ZM146 195V196H145ZM166 195V196H165ZM167 195H168V197H170V198H168L167 197ZM38 197L40 196H42V194L41 195H37ZM37 196H35V197H37ZM43 196L45 197V195L43 194ZM112 196V197H111ZM113 196H114V198H113ZM127 196V197H126ZM130 196V197H129ZM133 196V197H132ZM135 196V197H134ZM182 196V197H181ZM11 197L13 198V199H11ZM23 197H25V198H23ZM34 197V198H35ZM124 197H126V198H124ZM128 197H129V199H128ZM137 197H139V198H137ZM144 197V198H143ZM172 197H175V198H172ZM179 197V198H178ZM5 198H7L8 199V202H6L7 201V199H5ZM48 198V197H47ZM108 198L111 200H108ZM131 198V199H130ZM146 198V199H145ZM166 198H168V199H166ZM172 198V199H171ZM177 198V199H176ZM21 199V200H22ZM91 199V200H90ZM92 199H94V200H92ZM98 199V198H97ZM96 199V200H97ZM136 201H135V200ZM138 199V200H137ZM170 199V200H169ZM174 199V200H173ZM179 199V200H178ZM5 200V201H4ZM16 200V201H17ZM24 200H22V201H19L18 200V202L20 203V202H23V203H25L24 202ZM34 200V199H33ZM32 200V201H33ZM74 200V199H73ZM95 200V201H96ZM120 200V201H119ZM126 200H128V202L126 201ZM131 200V201H130ZM134 200V201H133ZM144 200V201H143ZM163 200L165 201L164 203H163ZM177 202H176V201ZM27 202L25 203L27 206L29 205L28 204V202H29V200L27 199L26 200ZM32 201H30L31 203H32ZM81 201H84L83 203H81ZM87 201H88V204H89V202H90V208L88 207L87 208V206H86V204H87ZM114 201V200H113ZM122 201V202H121ZM168 201H170V202H168ZM4 202H6V203H4ZM86 202V203H85ZM109 202V203H108ZM116 202H119V203H116ZM126 202V203H125ZM174 205H177V206H174L173 208H175V207H177V209L175 208V210L173 211V208H170L171 206H173V204ZM104 203V205H102ZM129 203H130V205H129ZM136 203H138L137 205H135ZM162 203L164 204V205H162ZM8 204V205H7ZM77 204V205H76ZM83 204V205H82ZM162 206H161V205ZM170 205V206H168V205ZM6 205V206H5ZM21 205H22V203H21ZM24 205V204H23ZM75 205V206H74ZM86 207H85V206ZM109 205V206H108ZM119 205H120V207H119ZM142 205V206H141ZM99 206H101V207H99ZM114 206V207H113ZM128 206V207H127ZM133 206V207H132ZM165 206V207H164ZM1 207H4V208H1ZM105 207V208H104ZM162 207V208H161ZM169 207V208H168ZM7 208V209H6ZM13 210V213L12 212H9L11 209ZM134 208H135V210H134ZM163 208H166V209H163ZM9 209V210H8ZM2 210H4V211H2ZM85 210H87V211H89L90 210V212H86ZM124 210H126L127 212H125ZM140 210V211H139ZM172 210V212L171 213H169L170 211ZM85 211V212H84ZM96 211V212H95ZM114 211V212H113ZM134 211V212H133ZM100 212H101V215H100ZM99 212V215L100 216H103L102 215V213H104V210H103V212H102V210ZM106 212V211H105ZM108 212H106V213H108ZM125 212V213H124ZM16 213H17V211H16ZM108 213V214H109ZM112 213H113V215H112ZM116 213H118V214H116ZM122 213V214H121ZM130 214V215H129ZM92 215V216H91ZM93 215H94V217L96 218H94L95 219V221L98 223H96V222H93L94 221V219H93ZM8 216H10L9 218H8ZM33 216V217H32ZM32 216H29V219H32L33 221L35 220H37V218L39 219V217H40V215H37L36 214V216H38V217H36L35 215H32ZM89 216H90V218L93 220H91V219H89ZM31 217V218H30ZM84 217V216H83ZM127 217V218H126ZM173 217H174V219H173ZM26 218H28V215H27V217ZM117 218V219H116ZM120 218V219H119ZM3 219V218H2ZM4 219H6V218H4ZM123 221H122V220ZM66 220V221H65ZM91 220V221H90ZM114 220V221H113ZM119 220V221H118ZM30 221V220H29ZM39 221V220H38ZM37 221V222H38ZM68 221V222H67ZM113 221V222H112ZM133 221V222H132ZM180 221H181V223H180ZM222 221V222H221ZM225 219H223L222 218V220L220 219V224H219V226H218V230H217V232H219L220 233V236H221V233H222V236H226L227 234H229L228 232H226V231H229L228 229V227H226L227 226V224L226 223H228L229 221L228 220H226L225 222ZM30 222H32V221H30ZM58 222V221H57ZM66 222H67V224L68 225H66ZM174 222V223H173ZM223 222H224V225L225 226H223L222 224H223ZM171 223H173V224H171ZM189 223H190V225H192V228H193V226L194 225H196L194 222H192V223H194V224H192L191 223V221L190 222H188L187 224L188 225H186L187 226V229L189 228ZM175 224V225H174ZM229 224V223H228ZM100 225H102V227H105L104 228V230L100 227ZM170 225V226H169ZM200 225H202V227L200 226ZM81 226V227H80ZM83 226H84V228H83ZM96 226H97V228H96ZM168 226V227H167ZM197 226H199V227H197ZM203 226H205L204 224H197L196 225V227H197V229L196 228H193V229H188V231L190 232V233H192V232H196L197 230H199L198 228H200V230L203 228V229H206L205 227H203ZM78 229H77V228ZM79 227H80V229H79ZM95 227V228H94ZM103 230V231H100L101 229ZM167 227V229H165ZM191 227V226H190ZM83 230H82V229ZM85 228H87V231H85L86 229ZM91 230H90V229ZM94 230H93V229ZM169 228V229H168ZM228 228V229H227ZM73 229V230H74ZM107 229H109V230H107ZM119 229V230H118ZM187 229H186V227H185V231H187ZM194 229H196V231L194 230ZM217 229V228H216ZM81 230V231H80ZM90 230V231H89ZM93 230V231H92ZM98 232V234H97V232ZM165 231V233H169V234H165L164 233V231ZM191 230V231H190ZM192 230H194V231H192ZM215 230V228H213V229H210V231H214ZM220 230V231H219ZM83 231V232H82ZM81 232H82V235H81ZM92 232H93V235H92ZM120 232V233H119ZM122 232V233H121ZM160 232V233H159ZM227 234H226V233ZM230 232V231H229ZM89 234V237H88V234ZM95 233L97 234V236L95 235ZM107 233V234H108ZM159 233V234H158ZM163 233H164V235H163ZM84 234V235H83ZM122 234V235H121ZM73 235V234H72ZM102 235V236H101ZM161 235H163V236H161ZM21 237H19L18 236V238L17 239H19V238H21V239H19V241H21V240H23V235H20ZM84 237V238H82V237ZM92 236H93V238H92ZM119 236H120V238H119ZM161 236V237H160ZM66 237L67 238H70V237H73V238H71V239H66ZM127 237V238H126ZM143 237H145V238H143ZM155 237V238H154ZM14 238H16L15 236H14ZM13 238V240H14V242L13 243H15V239ZM98 238V239H97ZM139 238V239H138ZM149 238V239H148ZM172 238V237H171ZM75 240V242L73 241V240ZM79 241H78V240ZM81 239V240H80ZM84 239V240H83ZM92 239V240H91ZM95 239V240H94ZM123 239H125V240H123ZM127 239V240H126ZM134 239V240H133ZM141 239V240H140ZM145 239V240H144ZM151 239V240H150ZM154 239V240H153ZM156 239V240H155ZM174 239H176V238H174ZM54 240V241H53ZM56 240V241H55ZM62 240V241H61ZM71 240H72V242H71ZM83 240V241H82ZM102 240V241H101ZM119 240V241H118ZM122 240V241H121ZM132 240H133V242H132ZM135 240H139L138 242L137 241H135ZM163 240H164V238H163ZM166 240V239H165ZM164 240V241H165ZM177 240V241H176ZM175 241L176 242H180V240H179V238H177ZM17 241V240H16ZM65 241H66V245H65ZM85 241H87V243H85ZM105 241V240H104ZM124 241V242H123ZM125 241H126V244H125ZM146 241V242H145ZM183 240L181 239V242H182ZM54 242V243H53ZM67 242L69 243V242H71L70 244L71 245H69L68 246V244H67ZM82 242V244H80ZM98 242V243H99ZM118 242V243H117ZM129 242V243H128ZM139 242H143V243H139ZM16 243H18V241L16 242ZM74 243L75 244H79L80 245V249H79V245L77 246L76 245V248H75V245H74ZM99 243V244H100ZM120 243H122V244H120ZM72 244H73V247H72V250H71V246H72ZM86 244V245H85ZM89 244V243H88ZM140 244V245H139ZM145 245V246H143V245ZM48 245H49V248H48ZM54 245H56L55 247H54ZM116 245V246H115ZM123 245H125V247H123ZM50 246L52 247V252L53 253H51V255L49 254L50 253ZM58 246V247H57ZM66 248H65V247ZM111 246H113V245H111ZM122 246V247H121ZM62 247H64V248H62ZM121 247V248H120ZM127 247V248H126ZM139 247V248H138ZM141 247V248H140ZM145 247V248H144ZM48 250H46V249ZM55 248V249H54ZM59 248H60V250H59ZM70 248V249H69ZM131 248V249H130ZM148 248H149V250H148ZM65 250V251H63V250ZM67 249V250H66ZM68 249L70 250L69 251V253H70V255L68 254V256H71L70 258H68V256H67V253H68ZM83 249H86V248H83ZM121 249V250H120ZM130 249V250H129ZM143 249V250H142ZM146 249L148 250V251H146ZM44 250H45V252L47 251V253L46 254H49L50 256H52V258H53V261H52V258L51 257H49V255H45V254H42V253H45L44 252ZM55 250V251H54ZM56 250H58V251H56ZM63 252H62V251ZM137 250H138V253H137ZM121 251V252H120ZM126 251V252H125ZM140 251H142V252H140ZM146 251V252H145ZM49 252V253H48ZM59 252H60V254H62V255H59ZM62 252V253H61ZM66 252V253H65ZM117 252H118V254H117ZM120 252V253H119ZM134 252V253H133ZM145 252V253H144ZM233 252V253H232ZM64 253V254H63ZM108 253V254H107ZM117 254V256H116V254ZM206 253H208V255L206 254ZM205 254L207 255V256H209V257H207V256H205L204 255V258L210 263V264H218V263H220L222 260H220V259H226V258H236L237 257V253H236V251L234 252V251H230V253L228 252L227 254L226 253H223V254H221L220 255V253L218 254V253H214V255H210V253L209 252H206ZM232 253V254H231ZM41 254L42 255H44V256H41ZM53 254H55V255H53ZM99 254V253H98ZM105 254V255H104ZM140 254H141V256H140ZM231 254V255H230ZM235 254V255H234ZM56 255H58V257L60 256V258L62 257V259H59V261L57 262V256ZM107 255V256H106ZM109 255V256H108ZM110 255H112V256H110ZM124 255V256H123ZM133 255V256H132ZM136 255V256H135ZM138 255V256H137ZM143 255H146V257L145 256H143ZM223 255V256H222ZM230 255V256H229ZM49 257V258H45V257ZM63 256H64V258H63ZM73 256V257H72ZM132 256V257H131ZM211 256V257H210ZM215 256V257H214ZM219 258H218V257ZM229 256V257H228ZM75 257V258H74ZM113 257V258H112ZM115 257L117 258V259H115ZM120 257V258H119ZM223 257V258H222ZM8 260H5V261H7V264H11L10 262H11V260L9 259V257H6ZM68 258V259H67ZM74 259V260H71V259ZM131 258V259H130ZM138 258V259H137ZM141 258V259H140ZM145 258V259H144ZM212 258V261L210 260ZM40 259H38V260H40ZM63 259H65V261L63 260ZM46 260H48V261H46ZM56 260V261H55ZM67 260V261H66ZM71 260V261H70ZM76 260V261H75ZM85 260V261H84ZM145 260V261H144ZM216 262H215V261ZM62 261V262H61ZM78 261H80V263L78 262ZM109 261V262H108ZM110 261H111V263H110ZM120 261V262H119ZM134 261H137V262H134ZM140 261V262H139ZM220 261V262H219ZM225 261V260H224ZM223 261V262H224ZM50 262V263H49ZM69 262V263H68ZM122 262V263H121ZM127 262V263H126ZM218 262V263H217ZM14 262H12V264H13ZM222 263V262H221ZM16 264H23V263H16Z\"/></svg>",
  "mask_w": 264,
  "mask_h": 264
},
{
  "label": "bare ground",
  "instance_id": "6f19581e",
  "mask_svg": "<svg viewBox=\"0 0 264 264\" xmlns=\"http://www.w3.org/2000/svg\"><path fill=\"white\" fill-rule=\"evenodd\" d=\"M21 1V0H20ZM42 1V0H41ZM44 1V0H43ZM55 1V0H54ZM64 1H66V0H64ZM69 1V0H68ZM83 1V0H82ZM112 1V0H111ZM160 3H159V2ZM166 1H168L167 3L169 4V1L171 2V0H166ZM175 1V3H176V1L177 0H174ZM196 2V3H198V4H196L195 6L197 7V6H200V15H198L197 14V16H200V18H198L197 17V19H202V20H204L205 22V26L207 25V26H209V28H211L212 26H216L215 28L218 30V34L220 33L222 36L224 35V37H226L227 38V42L228 43H226V47H227V44H232V47L230 48V45H229V47L228 48H230V50L231 49H233L234 47H235V49H237V50H235V49H233V52L234 53H236V54H238V53H241L240 51L241 50H246L245 52H247V51H249V50H247L248 49V47H252V46H256V45H259V44H264V2H262V1H260V3H259V1L257 0V3H259V4H261V5H257L256 4V2L255 1H251V0H191V2ZM4 2V1H3ZM2 2V0H0V9L3 7V6H6V8H8L10 5H11V1H8L7 3H3ZM19 2V1H18ZM17 2V3H18ZM25 2H32V1H25ZM53 2V1H52ZM51 2V3H52ZM60 2V1H59ZM62 2V1H61ZM113 2V1H112ZM165 2V0H154L153 1V3L152 2H150L151 4V7L152 6H154V7H156L157 5H159L160 6V4H162V5H165V6H167L168 4H166V3H164ZM179 1H177V3H178ZM183 2H186V1H183ZM188 2H189V5L190 4H193V3H191L190 2V0H188ZM262 2V3H261ZM17 3H15V4H17ZM21 3H24V2H21ZM36 3V2H35ZM45 3V2H44ZM44 3H42L43 5H44ZM49 3V2H48ZM69 3V2H68ZM147 3V2H146ZM149 3V2H148ZM164 3V4H163ZM174 3V2H173ZM173 3H170V4H173ZM176 3V4H177ZM180 3H182V2H180ZM253 3H255V4H253ZM33 4V3H32ZM50 4V3H49ZM58 4V3H57ZM56 4V5H57ZM67 4V3H66ZM70 4V3H69ZM78 4V3H77ZM76 4V5H77ZM93 4V3H92ZM109 5H110V3H108ZM111 4H113V3H111ZM140 4H142V3H140L139 2V5ZM157 4V5H156ZM176 4H174V5H176ZM183 4V3H182ZM181 4V5H182ZM21 5H23V4H21ZM29 5H30V3H29ZM35 4H33V5H30V6H34ZM42 5V6H43ZM48 5V4H47ZM55 5V4H54ZM63 5V4H62ZM72 5V4H71ZM75 5V4H74ZM161 5V6H162ZM180 4L178 5L179 7L181 6ZM186 5H187V2H186ZM81 6V5H80ZM100 6V5H99ZM173 6V5H172ZM184 6V5H183ZM182 6V7H183ZM22 7V6H21ZM25 7H28V5L27 6H25ZM40 7V6H39ZM38 7V8H39ZM61 7V6H60ZM93 7H95V6H93ZM97 7V6H96ZM140 7H142V5L140 6ZM149 7V4H147V7H146V9ZM154 7H152V8H154ZM169 7H171V6H169ZM190 7V6H189ZM191 7H192V5H191ZM190 7V8H191ZM13 8H17V6L16 7H13ZM34 8V7H33ZM36 8H37V5H36ZM62 8V7H61ZM71 8V7H70ZM157 8V7H156ZM159 8V7H158ZM161 8V7H160ZM181 8V7H180ZM198 8V10H199V7H197ZM5 9V8H4ZM24 9V8H23ZM28 9V8H27ZM35 9V8H34ZM53 9V8H52ZM97 9H99V8H97ZM142 9V8H141ZM166 9V8H165ZM182 9V8H181ZM192 9H193V7H192ZM2 10V9H1ZM16 10V9H15ZM28 10H30L29 12H31V11H33V10H31V9H28ZM28 10H26V11H28ZM63 10V9H62ZM70 10V9H69ZM85 10V9H84ZM93 10H95V8L93 9ZM138 10H140L139 8H138ZM159 10V9H158ZM178 10V9H177ZM40 11V10H39ZM43 11V10H42ZM45 11V10H44ZM55 11H56V9H55ZM147 12L148 11H151L150 10V8L148 9V10H146ZM168 11V10H167ZM179 12H180V9L178 10ZM4 12V11H3ZM7 12V14H5V12H4V14L5 15H2V13H0V39H1V41L2 40H7V39H9L8 38V36H6L9 32L11 33L12 31H9V32H6L5 30H2L3 28V25L5 24V22H11L12 21V23H10L9 25H11V26H8L9 28H11V27H16L17 29L19 28H21V27H23V26H21V24L22 23H24V22H27L26 21V15L24 16V18L21 16V18H18V17H20V16H17V17H15L16 15H14V13H8V11H6ZM13 12V11H12ZM16 12V11H15ZM37 12V11H36ZM46 12V11H45ZM62 12V11H61ZM64 12V11H63ZM65 12H67V11H65ZM174 12L175 11H173V14H174ZM25 12H23V14H24ZM28 12H26V14H27ZM44 13V12H43ZM140 13H142V12H140ZM139 12H138V14H140ZM144 13V12H143ZM142 13V14H143ZM146 13V12H145ZM144 13V14H145ZM31 14H32V12H31ZM30 13H29V15H31ZM35 14V13H34ZM36 14H38V13H36ZM47 14H48V12H47ZM46 14V15H47ZM53 14V13H52ZM83 14H84V12H83ZM83 14H81V16H83ZM141 14V15H142ZM173 14H172V17L174 18V16H173ZM175 14H178V13H176L175 12ZM174 14V15H175ZM192 14V13H191ZM49 16H51V14L49 13L48 14ZM53 15H55V14H53ZM70 15V14H69ZM69 15H66V14H63L62 16H60L59 18H57V26H55L56 24H54V25H51V26H49V25H47L48 26V28H46L47 26H46V24L44 25V28H42L43 27V25L42 24H44V23H42L41 24V26L39 25L40 24V22L39 23H34L33 25V29H34V31H33V33H35V34H38V32H40L39 31V28H38V25H39V27H41V30L43 29V34L45 33V36L47 35L48 37H49V40L50 39H54V38H56L57 37V40L59 41V36L60 35H63V34H67V32H68V29H69V26H71V20L73 19H71V15L69 16ZM146 15V14H145ZM149 15H151L150 13H149ZM148 14H147V16H149ZM195 17H196V10H195ZM38 16V15H37ZM79 16V15H78ZM86 16V15H85ZM90 16V15H89ZM147 16H144L143 15V17L142 18H139V19H137L138 21H136V28L135 29H139V32H140V34H141V37L142 36H144L145 37V42L143 41L142 43H140V44H142V45H144V47L143 46H141L140 48H139V46H138V48H137V46L136 47H133L132 49H133V51H134V48H137L134 52H133V57H132V59H133V61H131V63H132V65H134L133 67H132V65H130V67L131 68H134V69H132V71L134 70V72H135V74H134V72H132V74L134 75V76H137V78L136 77H134L133 75H131L132 76V78L134 77V79H136V81L138 80V81H140L139 79H138V76L142 79L143 77V81H145V83L144 84H149V85H151L152 83L154 84L156 81L155 80H153V81H155V82H152V81H146L145 80V78H147L148 79V77L149 76H152V79L154 78L153 76H157V71H159V73L161 72V74H159V75H164L165 74V72L166 71H168V72H170V71H172L173 70V72L174 71H176V74L175 75H173L174 77L176 76H181V74H179V73H177L178 72V69L181 67H179V65L177 64L180 60H181V62L184 64V59H183V61H182V59H179V61H177L178 60V57L177 58H175V60L177 61V63L175 62V64H177V65H175V67L176 66H178V68H173L172 69V66H171V64L173 65L174 64V60L171 62V59L169 58V57H167V52L169 51V50H172L171 49V47L173 48L178 42H179V40H178V38L175 36V38H174V35H171V33H169V31H168V33L165 31L164 32V29H163V32L164 33H162V31L159 29L160 27H162V26H159V28H154L155 26H153V27H151L150 26V24L151 23H153V21L149 24V22H147L149 19H148V17ZM159 16H160V14H159ZM41 17V16H40ZM53 17V16H52ZM73 17V16H72ZM141 17V16H140ZM154 17V16H153ZM175 17H176V15H175ZM29 18V17H28ZM31 18H32V16H31ZM47 18V17H46ZM138 18V17H137ZM152 18V17H151ZM154 18H158V16H155ZM30 19V18H29ZM28 19V20H29ZM35 19V18H34ZM37 19V18H36ZM39 19V18H38ZM48 19H49V17H48ZM88 19V18H87ZM148 19V20H147ZM30 20H32V19H30ZM136 20V19H135ZM152 20V19H151ZM195 21H197L196 20V18L194 19ZM41 21H44V20H41ZM50 21V20H49ZM51 22H53L54 23V21H52L51 20ZM84 22V21H83ZM85 23V22H84ZM83 23V24H84ZM195 23H197V22H195ZM201 23V22H200ZM202 23H203V21H202ZM30 24H32V23H29L28 22V25H30ZM49 24H51V23H49ZM82 24V25H83ZM149 24V25H148ZM19 25L21 26V27H19ZM23 25V24H22ZM79 25V24H78ZM87 25V24H86ZM85 25V26H86ZM203 25V26H204ZM46 26V27H45ZM55 26V27H54ZM135 26V25H134ZM150 26V27H149ZM203 26H202V28H203ZM211 26V27H210ZM78 27V26H77ZM82 27V26H81ZM87 27V26H86ZM125 27V26H124ZM128 27V26H127ZM190 27V26H189ZM16 28H14V29H16ZM185 28H186V24H185ZM206 28V27H205ZM8 29V28H7ZM23 29V28H22ZM27 30H28V28H26ZM25 29V30H26ZM72 29V28H71ZM74 29V28H73ZM76 29V28H75ZM81 29H83V27L81 28ZM81 29H79V30H81ZM162 29V28H161ZM168 29V28H167ZM166 29V30H167ZM171 28H169V30H170ZM11 30V29H10ZM78 30V31H79ZM90 30V29H89ZM119 30V29H118ZM118 30H117V32H118ZM122 30V29H121ZM185 30V29H184ZM188 30V29H187ZM196 30H197V28H196ZM204 30V29H203ZM14 31H16V32H18L19 30H13V32ZM29 31V30H28ZM67 31V32H66ZM72 31V30H71ZM71 31H69V32H71ZM74 31H76V30H74ZM131 31H133V30H131ZM12 32V33H13ZM15 32V33H16ZM30 32V31H29ZM68 32V34L67 35H70V33ZM73 32V31H72ZM80 32H82V30L80 31ZM84 32H86V31H84ZM121 32V31H120ZM137 33H138V31H136ZM7 33V34H6ZM19 33V32H18ZM87 33H89V31L87 32ZM14 34V33H13ZM13 34H12V36H13ZM21 34V33H20ZM40 34V33H39ZM83 34V33H82ZM118 34V33H117ZM197 34V33H196ZM16 35V34H15ZM65 35L63 36V37H65ZM84 35V34H83ZM85 35H86V33H85ZM88 35H90V34H87L86 36L88 37ZM114 35V34H113ZM130 35V34H129ZM129 35H127L128 37H129ZM135 35V34H134ZM220 35V36H221ZM4 36H6L7 38H4ZM9 36H10V39L11 38H13V39H15V37H11V35L9 34ZM38 36H41V37H39V38H42V40L44 39V37L40 34V35H38ZM80 36V35H79ZM94 36V35H93ZM140 36V35H139ZM180 36V35H179ZM221 36V37H222ZM111 37H113V36H111ZM123 37V36H122ZM127 37V38H128ZM138 36H135V38H134V40L137 38ZM223 37V39L224 40H226L225 38ZM29 38V40H30V37H28ZM45 38H47V37H45ZM90 38H91V36H90ZM90 38H88L89 40H90ZM96 38V37H95ZM99 38V37H98ZM121 38V37H120ZM119 38V40H122L123 41V38H124V40H125V36L123 37V38H121L120 39ZM126 38V39H127ZM177 38V39H176ZM181 38V37H180ZM16 39H19V38H16ZM25 39V38H24ZM35 39L36 38H34L33 39V37H32V40H33V42L35 41ZM48 39V38H47ZM63 38L61 37V39L60 40H62ZM64 39H67V37L66 38H64ZM69 39V38H68ZM94 39V38H93ZM109 39H110V37H109ZM129 39H130V37H129ZM128 39V40H129ZM143 39V38H142ZM222 39V40H223ZM12 40V39H11ZM19 40H21V39H19ZM32 40H30V42L32 41ZM46 40V39H45ZM44 40V41H45ZM57 40H56V42H57ZM70 40V39H69ZM74 40H75V38H74ZM81 40H82V38H81ZM114 40H116V39H114ZM113 40V41H114ZM130 40H132V37H131V39ZM138 40H139V38H138ZM221 40V41H222ZM223 40V41H224ZM0 41V42H1ZM16 41V40H15ZM36 41H39V40H36ZM47 41V40H46ZM50 41H52V40H50ZM62 41H64V40H62ZM66 41V40H65ZM90 41H92V40H90ZM93 41H95L96 42V40H93ZM106 41V40H105ZM107 41H108V37H107ZM110 41V40H109ZM112 41V42H113ZM117 41H118V39H117ZM142 41V40H141ZM181 41V40H180ZM9 43L10 42H12V41H8ZM20 42V41H19ZM22 42V41H21ZM54 42H55V39H54ZM53 42V43H54ZM68 43H70L69 41H67ZM73 42H75V41H73ZM78 42V41H77ZM80 42V41H79ZM82 42V41H81ZM80 42V43H81ZM84 42V41H83ZM119 42V41H118ZM127 42H131L132 43V45H133V42L132 41H127ZM126 42V43H127ZM140 42V41H139ZM138 41L136 42V41H134V46H135V44L137 45V43H139ZM4 43H6V45L4 46ZM9 43H7V41H5V42H2V48L5 50L7 47L6 46H10L9 45ZM15 43H17V42H15ZM41 43H43V42H41ZM40 43V44H41ZM94 43V42H93ZM99 43V42H98ZM109 43V42H108ZM115 43H116V41H115ZM114 43V44H115ZM224 43V42H223ZM21 44H23V42L21 43ZM30 44V43H29ZM39 44V45H40ZM47 44H49V43H47ZM55 44H57V43H55ZM63 44V43H62ZM67 43H65L64 45H62V46H65ZM71 44L73 45V47H74V44L71 42ZM70 44V45H71ZM90 44V43H89ZM100 44V43H99ZM110 44V43H109ZM119 44H121V43H119ZM123 44V43H122ZM121 44V45H122ZM140 44H138V45H140ZM181 44V43H180ZM222 44V43H221ZM245 44V46L244 47H242V45H244ZM23 45H25V44H23ZM26 45H27V43H26ZM38 45V46H39ZM53 45V44H52ZM58 45H59V43H58ZM58 45H57V47H58ZM67 45H69V44H67ZM76 45H77V43H76ZM80 46H81V44H79ZM84 45V44H83ZM92 45V44H91ZM111 45V44H110ZM116 45V44H115ZM118 45V44H117ZM182 45H184V43L182 44ZM224 44H222V46H223ZM240 45H241V47H240ZM34 46H35V44H34ZM46 46H48V45H46ZM56 45H54V46H52V48L54 47V48H56L55 47ZM78 46V45H77ZM79 46V47H80ZM93 46V45H92ZM97 46H98V44H97ZM106 46V45H105ZM109 46V45H108ZM112 46H113V44H112ZM234 46V47H233ZM5 47V48H4ZM27 47V46H26ZM36 47V46H35ZM42 47V49H43V46H41ZM48 47H50V45L48 46ZM72 47V48H73ZM84 46H81L80 48H83ZM90 47V46H89ZM101 46H99V48H100ZM111 47V46H110ZM118 47V46H117ZM126 47V46H125ZM124 47V48H125ZM128 47V46H127ZM177 47H179V46H177ZM183 47V46H182ZM185 47V46H184ZM1 48V46H0V49H2ZM39 48V47H38ZM53 48V49H54ZM62 48H64V47H62ZM71 48V49H72ZM78 48V47H77ZM76 48V49H77ZM79 48V49H80ZM92 48V47H91ZM94 48V47H93ZM98 48V49H99ZM106 48V47H105ZM122 48H123V46H122ZM180 48V47H179ZM223 48V47H222ZM228 48H225V49H228ZM8 49V48H7ZM19 49H22L21 47H19ZM26 49H28L29 50V47L28 48H26ZM42 49H41V51H42ZM65 49H66V47H65ZM64 49V50H65ZM70 49V50H71ZM97 49V50H98ZM101 49H102V47H101ZM115 49V48H114ZM114 49H113V51H114ZM119 50H120V48H118ZM127 49H129V48H127ZM131 49V50H132ZM174 49V48H173ZM177 49V48H176ZM182 49V48H181ZM256 49V48H255ZM4 50H2V51H4ZM18 49H16L15 51H17ZM24 50V49H23ZM22 50V51H23ZM30 50H31V47H30ZM34 50V49H33ZM37 50V49H36ZM45 50L46 49H43V51L45 52ZM48 51H49V48L47 49ZM67 50H68V48H67ZM66 50V51H67ZM70 50H68V51H70ZM95 50V49H94ZM96 50V51H97ZM103 50H107V49H104L103 48ZM179 50V49H178ZM1 51V50H0ZM9 51V50H8ZM25 51H27V50H24V52L23 53H25ZM39 51V50H38ZM40 51V52H41ZM51 51V50H50ZM58 51V50H57ZM73 51H75V50H73ZM79 51V50H78ZM81 51H82V49H81ZM99 51V50H98ZM110 51H112V47H111V50ZM117 51V50H116ZM124 51H126V50H124ZM128 51V50H127ZM227 51H229V50H227ZM263 51V50H262ZM261 51V52H262ZM11 52V51H10ZM34 52H35V50H34ZM47 52V51H46ZM52 52H53V50H52ZM72 52V51H71ZM71 52H68V53H71ZM80 52V51H79ZM85 52H88V50L87 51H85ZM115 52V51H114ZM122 52V51H121ZM129 52V51H128ZM173 52V51H172ZM171 52V53H172ZM177 52V51H176ZM230 52H232V51H230ZM255 52V51H254ZM5 53H7V52H5ZM13 53V52H12ZM15 53V52H14ZM13 53V54H14ZM36 53V52H35ZM34 53V54H35ZM39 53V52H38ZM54 53L56 54V51H54ZM53 53V56L55 55ZM61 53H63V51L61 50ZM90 53V52H89ZM99 53H101V52H99ZM102 53H104V51L102 52ZM101 53V54H102ZM178 53V52H177ZM253 53V52H252ZM15 54H17V55H19L20 54V51H17V53H15ZM14 54V55H15ZM31 54H33V52L31 53ZM41 54L42 53H40L39 55L41 56ZM46 54V53H45ZM57 54H60V52H58ZM57 54H56V56H57ZM78 54V53H77ZM76 54V55H77ZM82 54V53H81ZM87 54V53H86ZM108 54V53H107ZM116 54H117V52H116ZM120 53H118V55H119ZM227 54H228V52H227ZM230 54V53H229ZM233 54V53H232ZM23 56L22 57H20L21 59H19V60H23V57L25 58V56H24V54H22ZM38 55V56H39ZM47 55H49L48 54V52H47ZM52 55V54H51ZM61 55V54H60ZM59 55V56H60ZM63 55V54H62ZM69 55V54H68ZM68 55L67 56H65V58L66 57H68ZM74 55V53L72 54V56ZM75 55V56H76ZM90 55H92V54H90ZM98 56H99V54H97ZM132 55V54H131ZM171 55V54H170ZM169 55V56H170ZM174 55H175V53H174ZM177 55V54H176ZM239 55V54H238ZM244 55V54H243ZM39 56V57H40ZM46 56V55H45ZM53 56H49V59L51 58V60L53 59ZM79 56H82V55H78V57ZM103 56V55H102ZM122 55L120 54V57H121ZM178 56V55H177ZM181 55H179V57H180ZM230 56H231V54H230ZM259 56H261L260 54H249L246 58V60L247 61H249V60H253L254 58H255V61H256V58L257 57H259ZM12 57H15V56H12ZM44 57V56H43ZM61 57H63V56H61ZM61 57H58V60L54 57V59H56V61L54 62V63H58V62H61V61H59L60 59H65L64 57L63 58H61ZM78 57H77V59H78ZM85 57V56H84ZM104 57H107V55H104L103 57H102V59L104 58ZM123 57V56H122ZM124 57H127V58H130V56L128 57V56H124ZM233 57V56H232ZM240 57V56H239ZM0 58H3V57H0ZM5 58H7V57H5ZM5 58H3V59H1V60H4V61H1L2 63L4 62V64L6 63L5 62ZM19 58V57H18ZM46 58V57H45ZM74 58V57H73ZM72 58V59H73ZM89 58V57H88ZM94 58V57H93ZM112 58V57H111ZM169 58V59H168ZM191 58V57H190ZM190 58H189V60H190ZM237 58V57H236ZM261 58V57H260ZM259 58V59H260ZM8 59V58H7ZM27 60H31L30 58L28 59V58H26ZM36 59V58H35ZM42 59V58H41ZM44 59V58H43ZM49 59H47V62H49L50 63V65L52 64V62H50L51 60H49ZM53 59V60H54ZM67 59H70V57L69 58H67ZM75 59H76V57H75ZM84 59V58H83ZM82 59V60H83ZM89 59H91L92 60V58H89ZM88 59V60H89ZM101 59V60H102ZM105 59V58H104ZM119 59V58H118ZM173 59V58H172ZM39 60V59H38ZM37 60V61H38ZM71 60V59H70ZM81 60V62H82V69H83V61ZM98 60V59H97ZM108 60V59H107ZM114 60V59H113ZM120 60V59H119ZM127 59H125V60H123L122 59V64L124 65V63H125V61H126ZM131 60V59H130ZM207 60V59H206ZM11 62V60H7V62ZM13 61V60H12ZM15 61V60H14ZM13 61V62H14ZM64 61V63H66V61L65 60H63ZM62 61V62H63ZM72 61V60H71ZM76 61V60H75ZM86 61H87V59H86ZM96 59H94V63L96 64ZM117 61V60H116ZM186 61H188V60H186ZM199 61H200V58H199ZM210 61V60H209ZM258 61V60H257ZM30 62V61H29ZM46 62V63H47ZM92 62V61H91ZM90 61L89 62H87V64L85 63V59H84V65H86V66H89V64L90 65H92V64H94L93 62L91 63ZM104 62V61H103ZM117 62H119V61H117ZM124 62V63H123ZM181 62H179V63H181ZM197 62V61H196ZM202 62V61H201ZM204 62V61H203ZM211 62V61H210ZM213 62V61H212ZM35 63V62H34ZM68 63V62H67ZM66 63V64H67ZM76 63H78V62H76ZM99 63H100V61H99ZM101 63H102V61H101ZM130 63V64H131ZM181 63V64H182ZM207 63V62H206ZM205 63V64H206ZM6 64H8V63H6ZM17 64V63H16ZM37 64H39V63H37ZM63 64L62 63V65H61V63H60V65H61V67L63 66V68H65L64 66H67V65H69V64ZM97 64H98V61H97ZM96 64V65H97ZM103 64V63H102ZM122 64H120V65H122ZM129 63H127V65H126V63H125V65L126 66H129L128 65ZM167 64H170V66L171 67H169V68H171V70L169 71V68H168V66L169 65H167ZM180 64V65H181ZM209 64V63H208ZM3 65V64H2ZM21 65V64H20ZM57 65V64H56ZM72 65H74V66H76L75 65V62H74V64H72ZM78 65V64H77ZM96 65H94V66H96ZM106 65V64H105ZM104 65V66H105ZM113 66H114V64H112ZM112 65H109V66H112ZM123 65L121 66L122 67V69H123ZM163 65H165V67H166V65H167V68H165V67H163ZM207 65V64H206ZM1 66V65H0ZM7 66H9V65H7ZM11 66H15V65H11ZM24 66V65H23ZM32 66V65H31ZM35 66V65H34ZM36 66H38V65H36ZM58 66V65H57ZM71 65H69V67L67 66V69L68 68H70V69H72L73 70V68H76V67H73V68H71L70 67ZM79 66H80V64H79ZM93 66V67H94ZM98 66V65H97ZM108 66V67H109ZM112 66V67H113ZM125 66V67H126ZM174 66V65H173ZM184 66V65H183ZM10 67V66H9ZM9 67H7V69L9 68ZM26 67H28V66H26ZM61 67H56V68H61ZM100 67V66H99ZM107 67V66H106ZM112 67H109V68H112ZM136 67V68H135ZM202 67V66H201ZM252 67V66H251ZM5 68V67H4ZM4 68L2 69V70H4ZM36 68V67H35ZM38 68H41V67H38ZM85 68H88V67H85ZM92 68V67H91ZM98 68V67H97ZM96 68V69H97ZM116 68V66L113 68V69H115ZM182 68V67H181ZM203 68V67H202ZM6 69V68H5ZM14 69V68H13ZM25 69V68H24ZM55 69V68H54ZM53 69V70H54ZM62 69V68H61ZM66 69V68H65ZM98 69H101V68H98ZM97 69V70H98ZM126 69V68H125ZM127 69H128V67H127ZM126 69V70H127ZM164 69V70H163ZM167 69V70H166ZM185 69V68H184ZM249 69H250V67H249ZM16 70H17V68H16ZM15 70V71H16ZM45 70V69H44ZM44 70L42 69V72H44ZM49 70V69H48ZM52 70V71H53ZM77 70V69H76ZM84 70V69H83ZM89 71H90V69H88ZM103 70V69H102ZM116 70H117V68H116ZM119 70H121V69H119ZM182 71H183V69H181ZM196 70H199V68L198 69H196ZM211 70V69H210ZM15 71H13V72H15ZM24 71V70H23ZM31 71V70H30ZM50 71V70H49ZM58 71V70H57ZM82 71V70H81ZM81 71L80 70H78V72L76 71V72H74V75L72 76V75H70V76H72L74 79H72V81L73 80H77L78 81V79L79 78H81L82 77V74H80L81 73ZM85 71H87V69L85 70ZM88 71V72H89ZM93 71V70H92ZM105 71V70H104ZM109 71H110V69H109ZM125 71V70H124ZM131 71V70H130ZM130 71H129V73L128 72H126V75H127V73H128V75L130 74ZM191 71V70H190ZM215 71V70H214ZM246 71V70H245ZM5 72V71H4ZM17 72V71H16ZM24 72H26V71H24ZM37 72H39L38 70H37ZM41 72V71H40ZM39 72V73H40ZM55 72V71H54ZM80 72V73H79ZM96 72V71H95ZM99 72H102V71H99ZM107 72V71H106ZM111 72V71H110ZM112 72H116V71H114V70H112ZM118 70H117V74H118ZM121 72H122V70H121ZM202 72V71H201ZM210 72V71H209ZM6 73V72H5ZM18 73V72H17ZM17 73L14 75V76H17ZM20 73V72H19ZM22 73V72H21ZM49 73V72H48ZM58 73H60V72H58ZM86 73V72H85ZM103 73V72H102ZM116 73H115V75H116ZM172 73V72H171ZM192 73V72H191ZM191 73H189V74H191ZM2 74V73H1ZM0 74V75H1ZM8 73H6V74H3L4 76L5 75H7ZM26 74H27V72H26ZM29 74H30V72H29ZM57 74V73H56ZM89 74V73H88ZM96 74H97V72H96ZM101 74V73H100ZM104 74V73H103ZM108 74V73H107ZM113 73H110V75H112ZM122 74V73H121ZM124 74H125V72H124ZM167 74V73H166ZM174 74V73H173ZM179 74V75H178ZM236 74V73H235ZM243 74V73H242ZM22 74H20L19 76H21ZM24 75V74H23ZM58 75V74H57ZM56 75V76H57ZM63 75V74H62ZM67 75H69V74H67ZM84 75H86V74H84ZM90 75V74H89ZM93 75H94V72H93ZM106 75V74H105ZM127 75V76H128ZM188 75V74H187ZM195 75H197V73H196V71H195V74L193 75V78H195ZM205 75V74H204ZM207 75V74H206ZM208 75H210V73L208 74ZM208 75H207V79H209V81H215V79L216 78H219V77H217V75H210L209 77H208ZM4 76H3V78H4ZM8 76H10V75H8ZM11 76H12V73H11ZM25 76V78H26V76L27 75H24ZM55 75L53 76V75H50V74H46V73H43V74H35V75H30V77L31 78H29L28 80L26 79V80H20L19 78V80L20 81H18L17 83H16V86H19L20 88H23V86H24V88H27V90L29 91V92H32V94H33V96H30V97H32V101H33V99H36V101L37 100H39L41 103H40V105L39 106H41V107H43V108H41V113H44L43 115L41 114V116L42 117H44V115H46L45 117L47 118V119H50L51 117H52V119L54 118L55 119V123H54V126L53 127H50L51 125H53V123H51V125L49 126L48 124H47V122L45 123V119L43 118V120H42V117H40V118H32L31 116V118L29 117V115L31 114V113H29V115H28V117L29 118H27L25 115V113H24V115L21 113V116L20 117H16V118H13V119H15L14 120V122L13 123H15L16 125H12V126H14L15 127V130L16 131H14L13 129V131H8L9 130V128L8 127H10V126H6V128H8V130L7 129H5V131L7 130L8 131V133L6 132V134L3 136L4 138H5V140H10L11 138H19L20 139V137L19 136H25V138H26V140H24V138L23 139H21V140H18L19 142H8L9 144H7L6 143V141L3 139V142L1 143L0 142V169H4L5 171H6V174H5V176H4V178H7L9 181L10 180H14V181H19L20 179L21 180H23V179H27V181H28V179H30L31 181L33 180V179H31L32 178V174L33 173H35L36 171L37 172H42V171H47V172H50V173H54L55 171V168L57 169L58 168V166L57 167H54L55 165H61V164H59V163H57L56 164V162L58 161V159L59 158H62V157H65V156H67L68 155V157L70 156V158L69 159H71L72 160V158H74V157H76V156H74V154H76L74 151H77V150H73V148H75L74 146L72 147V152H74V154H71L70 152H71V149H69L68 150V146H64L65 147V153H63L64 151V149L62 150L61 149V151H59V150H56L57 148H55V149H51L50 147H52L53 148V146L55 147V145H57V144H55V145H53L54 143V141L52 140V139H54L53 137H49L48 138V140L47 141H45V139H44V141L42 140V139H37V135H36V132H32V130H31V126L33 127L34 125H36V128H37V132L39 131V134H40V138H42L43 136L45 137V136H47V134H49V132L50 131H52L55 135H56V133H57V135L56 136H58L56 139H57V141H58V138H59V140L60 139H63V140H60V141H62V142H60L62 145V147H63V145H65V143L67 142L68 143V141L70 140L71 142H72V140L73 139H75V138H79L78 137V135H76V134H74V131H72V134H68V135H66L68 132H69V129H71V128H78V127H82V126H84L85 128L87 127L88 128V126L91 124V126H90V129L89 130H87V131H82L83 132V134H84V136L83 137H85L86 138V140H84L83 138V140L85 141L84 142V144H83V147H84V149L86 148V151H89V149H94V150H97V149H99L100 150V152H101V150H105V145H103L105 142L104 141H100L98 138H96L95 136L96 135H94V138H96V139H94L93 138V132H94V130L96 129V127H95V125H96V122H98V120H101V122H105V121H103L102 120V118L101 117H103V116H101V114L103 113V112H105V111H103L104 110V108L102 109V108H99V107H101L102 106V104L100 105V104H98L99 103V101H100V99H99V101L98 102H96V101H94L95 102V104L93 105V106H96V104H97V106H96V108H94V110L92 109L93 107H92V104L90 105L91 106V108H90V106L89 105H87L90 109H92V111H90V113H89V111H88V115H87V108L88 107H83L84 105H86L85 104V102H84V104H82L81 102H83V98H81L80 97V94L82 95L84 92H85V90L83 89V88H86V86H85V84H88V83H84V87H82V85H81V87H80V85L76 82V81H74V83H73V86H71L72 84H71V82L69 83V87H70V89H69V87H68V89H67V87H65L66 89H67V91L65 92V90H63V89H65L64 88V86H66L67 85V83H68V81H64L65 79L64 78H60L59 76H57L56 77ZM60 76H61V74H60ZM65 76H66V74H65ZM70 76H67V78L68 77H70ZM92 76V75H91ZM90 76V80H92L93 79V77H91ZM100 76V75H99ZM117 76V75H116ZM119 76V75H118ZM122 76V75H121ZM130 76V75H129ZM148 76V77H147ZM165 76V75H164ZM163 76V77H164ZM168 76V75H167ZM167 76H165V78L167 79V78H169L170 77V74H169V77H167ZM172 76V75H171ZM183 76V75H182ZM190 76V75H189ZM0 77H2V76H0ZM6 77V76H5ZM71 77V78H72ZM88 77V76H87ZM97 77V76H96ZM101 77L103 78L104 76H102V74H101ZM110 77V76H109ZM112 77V76H111ZM113 77H114V75H113ZM197 77V76H196ZM235 77H237V76H235ZM66 78V77H65ZM84 78V77H83ZM99 78V77H98ZM122 78H123V76H122ZM121 77H120V79H122ZM128 77H126L125 79H127ZM130 78V77H129ZM149 78H151V77H149ZM157 77H155V79H156ZM162 77H158L157 79H161ZM165 78H163V79H165ZM171 78V77H170ZM169 78V79H170ZM188 78V77H187ZM192 80H193V78L192 77H190ZM5 79V78H4ZM17 79V78H16ZM38 79H40L41 80V82L42 83H39L38 82ZM86 78H84V80H85ZM107 79H108V77H107ZM112 79V78H111ZM114 79V78H113ZM120 79L118 78V80L120 81ZM131 79V78H130ZM162 79V80H163ZM165 79V80H166ZM169 79H167L166 81H165V84L167 83V81L169 80ZM196 79V78H195ZM194 79V80H195ZM231 79H232V77H231ZM237 79V78H236ZM239 79V78H238ZM237 79V80H238ZM8 80H10V78L8 79ZM37 80V82L38 83H36L35 81ZM89 80V77H88V81H90ZM98 80V79H97ZM103 80V79H102ZM105 80H106V78H105ZM108 80H110V79H108ZM115 80V79H114ZM118 80H115V81H118ZM124 79H122V81H123ZM189 80V79H188ZM236 80V81H237ZM0 81H2V80H0ZM13 82H15L14 80H12ZM12 81L11 82H8V83H12ZM17 81V80H16ZM93 81H95V80H93ZM115 81H113V82H115ZM127 81H128V79H127ZM131 81H132V79H131ZM159 81V80H158ZM171 81H173V79H170L169 80V82H171ZM175 81H176V79H175ZM175 81H173L174 83H176ZM213 81V82H214ZM64 82L66 83V85H64ZM76 82V83H75ZM104 82V81H103ZM112 82V81H111ZM126 82V80L124 81V83ZM130 82V81H129ZM142 82V80L140 81V83H139V85L138 86H141L140 84H143V83H141ZM146 82H148V83H146ZM152 82V83H151ZM160 82V81H159ZM159 82H157V83H159ZM163 82V81H162ZM162 82H161V84H162ZM168 82V83H169ZM181 82V81H180ZM208 82V81H207ZM218 82V81H217ZM40 84V85H36V84ZM100 83H102V82H100ZM99 83V84H100ZM116 83H118V82H116ZM123 83V82H122ZM128 83V82H127ZM131 83H133V82H131ZM137 84H138V82H136ZM33 84L34 85H36V86H33ZM93 83H90L89 85H92ZM95 84V83H94ZM97 84H98V82H96V86H97ZM105 84V83H104ZM108 84V83H107ZM121 84V83H120ZM130 84V83H129ZM128 84V85H129ZM134 84V83H133ZM164 83L162 84V85H160V86H162V87H164L163 85H165ZM171 84V83H170ZM169 84V85H170ZM2 85H4V84H2ZM12 85H14L13 83H12ZM101 85V84H100ZM136 85V84H135ZM155 85V84H154ZM157 85H159V84H157ZM168 85V84H167ZM175 85V84H174ZM177 85V84H176ZM182 85V84H181ZM229 85V84H228ZM7 85H5V87H6ZM26 86V87H25ZM103 86V84L101 85V87ZM123 86V85H122ZM126 86V85H125ZM131 86H132V84H131ZM138 86H136V87H138ZM156 86V85H155ZM155 86L154 87H152L153 89H156L155 88ZM160 86H158V88L160 87ZM171 86V85H170ZM173 86V85H172ZM184 86H186V84L184 85ZM231 86V85H230ZM229 86V88H231ZM14 87V86H13ZM104 87H106V86H104ZM116 87H118V86H116ZM119 87H120V85H119ZM129 88H130V86H128ZM135 87V88H136ZM142 87H144V85L143 86H141V89H142V92H143V89L144 88H142ZM148 86L146 85V89H145V91H147V95H148V97L150 96V94L151 93H154L156 90H153L152 88H150V89H148L147 88ZM157 87V86H156ZM165 87H166V85H165ZM164 87V88H165ZM179 87V86H178ZM187 87V86H186ZM233 87V86H232ZM1 88H3V87H1ZM19 88V89H20ZM96 88V87H95ZM99 88V87H98ZM110 88V87H109ZM132 88H133V86H132ZM132 88H130V89H132ZM167 90H165V92H159L160 93V97H162V98H168V97H183L182 96V94H180V90H179V92H176V91H173L175 88H176V86L174 87V89H172V88H170V87H168L167 86ZM6 89V88H5ZM18 88H17V90H19ZM94 88H92L91 87V89H88V90H86V92L87 91H89V90H91V91H94L95 92V89L93 90ZM107 89V88H106ZM117 89V88H116ZM125 89V88H124ZM137 89V88H136ZM136 89H133L134 90V92H136L137 91V94H138V90H136ZM138 89H139V87H138ZM160 90L162 89V88H159ZM100 90V89H96V92L98 93V91ZM109 90H111V89H109ZM117 90H119L120 91V89H117ZM123 90V89H122ZM126 90H127V88H126ZM126 90H123V91H126ZM129 90V89H128ZM133 90H132V93H133ZM152 90V92L150 93V92H148V91H151ZM158 90V89H157ZM182 90V89H181ZM228 90V89H227ZM230 90V89H229ZM224 91V92H222L223 94L222 95H225L224 96V98L226 97V96H228L231 92L230 91ZM21 91V90H20ZM19 91V92H20ZM23 91H26L25 89H23L22 90V92H21V94L23 93ZM90 91V92H91ZM112 91V90H111ZM123 91H120V93L122 92L123 93ZM141 91V90H140ZM139 91V92H140ZM162 91H164V89H162ZM3 92V91H2ZM8 92V91H7ZM12 92V91H11ZM10 92V93H11ZM28 92V93H29ZM85 92V93H86ZM102 92V91H101ZM108 92H110V91H108ZM108 92H106V93H108ZM114 92V91H113ZM127 92V91H126ZM142 92H140L141 94H142ZM4 93V92H3ZM2 93V94H3ZM14 93V92H13ZM93 93V92H92ZM92 93H90V94H92ZM97 93H93L94 95L96 94V95H98ZM103 93H105L104 91H103ZM105 93V94H106ZM116 93H117V91H116ZM115 92H114V94H116ZM121 93V94H122ZM131 93V91L130 92H128V93H126V94H129L128 96H131L130 94H132ZM139 93V94H140ZM157 93V92H156ZM162 93V94H161ZM88 94V93H87ZM86 94V95H87ZM112 94V93H111ZM138 94V95H139ZM155 94V93H154ZM154 94H152V96L154 95ZM5 95H9L10 96V94H5ZM13 95H15V94H13ZM20 95V94H19ZM18 95V96H19ZM30 95V94H29ZM94 95H91L90 97H92V96H94ZM94 96V98L92 97V99H95L97 96ZM101 95H103L102 93H101ZM100 95V96H101ZM109 95V94H108ZM125 95V94H124ZM143 95V94H142ZM158 95V94H157ZM1 96V95H0ZM22 96V95H21ZM83 96H84V94H83ZM87 96H89V95H87ZM111 95H109L108 96V98L110 97ZM113 96V95H112ZM114 96H116V95H114ZM117 96H119L118 95V93H117ZM116 96V97H117ZM121 96V95H120ZM127 96V97H128ZM136 96V95H135ZM140 96V95H139ZM151 96V97H152ZM3 96H1V98H2ZM14 98H15V96H13ZM25 97H28V96H25ZM29 97V98H30ZM33 97H35V98H33ZM78 97H79V99H80V101H79V99H78ZM84 97H86V96H84ZM90 97H88V98H90ZM123 97V96H122ZM132 97V96H131ZM134 97V96H133ZM143 97V96H142ZM142 97H138V98H141V101L142 102H146V100L148 99H146V97L147 96H145V101H144V99L142 100ZM151 97H149V98H151ZM154 97H157V96H155L154 95ZM159 97V98H160ZM13 98V99H14ZM18 98V97H17ZM17 98H15V99H17ZM88 98H86V99H88ZM103 98V97H102ZM102 98H101V101H102ZM125 98H126V96H125ZM124 98V99H125ZM130 98V97H129ZM153 98V97H152ZM149 99V100H153V99ZM227 98V97H226ZM3 99V98H2ZM5 99H7V98H5ZM4 99V100H5ZM111 100L113 99V97L112 98H110ZM109 99V100H110ZM119 99V98H118ZM120 99H121V97H120ZM123 99V98H122ZM127 99V98H126ZM134 99V98H133ZM184 99V98H183ZM4 100H2V101H4ZM18 100H19V98H18ZM29 100V99H28ZM31 100V99H30ZM82 100V101H81ZM84 100H85V98H84ZM91 99H89V101H90ZM115 100H117V99H114L113 100V102L115 101ZM130 100H131V98H130ZM139 99H137V100H135V101H138ZM14 101V100H13ZM38 101V102H39ZM85 101H87V100H85ZM100 101V102H101ZM105 101H108V99L107 100H105ZM120 101H123V100H120ZM126 101V100H125ZM134 101V100H133ZM141 101H138V102H141ZM148 101V100H147ZM155 101V100H154ZM187 101V100H186ZM4 102H6V101H4ZM3 102V103H4ZM8 102V101H7ZM90 102H92V100L90 101ZM94 102H92V103H94ZM109 102V101H108ZM119 101H117V103H118ZM127 102V106H130V105H128V101H126ZM130 103H132V101H129ZM136 103L137 104V106H138V108L137 109H142L143 107L142 106H145V104L146 103H151V102H146L144 105L143 104H141V103ZM188 102V101H187ZM190 102V101H189ZM215 102V101H214ZM18 103H20V102H18ZM32 103V102H31ZM36 103V102H35ZM89 103V102H88ZM87 103V104H88ZM103 103V102H102ZM116 103V104H117ZM121 104H122V102H120ZM129 103V104H130ZM133 104L134 106H136V104ZM191 103V102H190ZM0 104H2V102L0 103ZM21 104V103H20ZM39 104V103H38ZM90 104V103H89ZM104 104V103H103ZM108 104V103H107ZM113 105V103H110V105ZM131 104V105H132ZM139 104V105H138ZM141 104V105H140ZM148 104H146V106L144 107L145 108V110H144V108H143V110H141V111H146V108L147 107H150V106H148ZM152 104H154V103H152ZM152 104H149V105H152ZM227 104V103H226ZM19 105V104H18ZM23 105V104H22ZM35 106H36V104H34ZM99 105V106H98ZM105 105H106V103H105ZM111 105V107H113V106H117V105H113L112 106ZM181 105V104H180ZM261 105H262V103H261ZM17 106V105H16ZM126 106V107H127ZM133 106V111H135L134 110V107ZM136 106V107H137ZM139 106H141V108L139 107ZM182 106H183V104H182ZM3 107V106H2ZM23 107H26V106H23ZM52 108V109H49V108ZM106 107V106H105ZM109 107V106H108ZM119 107H120V105H119ZM152 107V106H151ZM186 107V106H185ZM254 107V106H253ZM15 108H17L18 109V107H15ZM22 108V107H21ZM28 108H29V106H28ZM27 108V109H28ZM40 108V107H39ZM84 108H86L85 110H84ZM107 108V107H106ZM117 108V107H116ZM124 108V107H123ZM128 108V107H127ZM127 108H126V110H127ZM183 108V107H182ZM215 108V107H214ZM252 108V107H251ZM261 108V107H260ZM263 108V107H262ZM7 109V108H6ZM30 109V108H29ZM102 109V113H101V111H100V116H99V110H101ZM107 109H110V108H107ZM112 109V108H111ZM120 109H122V108H119V110ZM129 109V108H128ZM132 109V108H131ZM137 109H136V111H137ZM148 109V108H147ZM154 109V108H153ZM196 109V108H195ZM194 109V110H195ZM223 109V108H222ZM258 109V108H257ZM16 110V109H15ZM24 110V109H23ZM22 110V111H23ZM30 110H33L32 108L30 109ZM36 110V109H35ZM49 110H52V112H50ZM83 110H84V112H86V113H83ZM116 110V109H115ZM125 110V109H124ZM126 110H125V112H126ZM191 110V109H190ZM2 111V110H1ZM5 111V110H4ZM17 111V110H16ZM20 112H21V110H19ZM54 111H55V113H54ZM118 111V110H117ZM121 111V110H120ZM132 111V110H131ZM132 112V113H134V114H136L137 115V113H143V112ZM153 111V110H152ZM155 111H157V110H155ZM162 111V110H161ZM163 111H165V110H163ZM192 111V110H191ZM210 111V110H209ZM223 111V110H222ZM221 111V112H222ZM20 112H18V113H20ZM107 112V111H106ZM112 111H110V113H111ZM113 112H114V110H113ZM119 112V111H118ZM157 112H159V110L157 111ZM194 112V111H193ZM216 112V111H215ZM258 112V111H257ZM256 111H255V113H257ZM0 113H2V112H0ZM6 113H10V112H6ZM32 113H35L34 111L32 112ZM39 113V112H38ZM38 113H36V115L38 114ZM86 114L87 116H86V119H87V121H88V119H89V121L91 120V123L89 122V125H87L86 126V124L83 122L82 123V121L80 120L79 121V117L81 116L80 114ZM110 113H108V114H110ZM117 113V112H116ZM115 113V114H116ZM121 113V112H120ZM154 113V112H153ZM163 113V112H162ZM161 113V114H162ZM183 113V112H182ZM188 113H189V111H188ZM210 113H211V111H210ZM219 113V112H218ZM255 113H253V114H255ZM48 114H52V115H48ZM53 114H54V116H53ZM104 114V113H103ZM119 114V113H118ZM124 114H126V113H124ZM124 114H122V115H124ZM130 114V113H129ZM128 114V115H129ZM134 114L132 115V116H134ZM181 114V113H180ZM193 114V113H192ZM191 114V115H192ZM259 114V113H258ZM4 115V114H3ZM8 115H10V114H8ZM12 115V114H11ZM107 115V113L105 114V116ZM111 116H112V114H110ZM114 115V114H113ZM120 115V114H119ZM127 114L125 115V116H128ZM131 115V114H130ZM141 115V114H140ZM140 115H138V117L140 118ZM169 115V114H168ZM175 115V114H174ZM177 115V114H176ZM194 115V114H193ZM213 115V114H212ZM220 115V114H219ZM224 115V114H223ZM13 116V115H12ZM16 116H19V115H16ZM34 116V115H33ZM99 116V117H98ZM118 116V115H117ZM121 116V115H120ZM124 116V119H125V121H126V118L127 117H125ZM131 116V119L129 118V116H128V118L130 119V121L132 120V117ZM182 116V115H181ZM185 116V115H184ZM187 116V115H186ZM221 116V115H220ZM219 116V117H220ZM257 116L258 115H253L252 117H251V119H250V122H253L254 120H256L257 119ZM7 117V116H6ZM37 117V116H36ZM82 117V116H81ZM84 117H85V115H84ZM89 117V118H88ZM95 117V118H94ZM96 117H98V118H100V119H98L96 122H95V125H92L93 124V121L94 120H96L97 118ZM116 117V116H115ZM143 117V116H142ZM196 116L194 115V117L192 116V118H195ZM208 117V116H207ZM249 117V116H248ZM83 118V117H82ZM104 118V117H103ZM135 118V122H136V124L139 122H137V120H141V118L140 119H138L137 118V116H135L134 117ZM133 118V119H134ZM200 118V117H199ZM86 119H83V120H86ZM109 119V118H108ZM118 120H120L119 119V116H118V118H117ZM143 119L144 120H146V118H144L143 117ZM218 119V118H217ZM8 120H10V119H8ZM93 120V121H92ZM104 120H107V119H104ZM110 120V119H109ZM108 120V121H109ZM122 120V119H121ZM120 120V121H121ZM191 120H193V119H191ZM210 120V119H209ZM214 120V119H213ZM219 120V119H218ZM236 120V119H235ZM41 121H44V123L43 122H41ZM53 121V120H52ZM86 121V122H87ZM117 121V120H116ZM119 121V122H120ZM123 121V120H122ZM121 121V122H122ZM128 121V120H127ZM133 121V120H132ZM142 121V120H141ZM141 121H140V123H141ZM159 121V120H158ZM157 121V122H158ZM180 121V120H179ZM196 121H197V119H196ZM5 123H7V121H4ZM11 122V121H10ZM50 122V121H49ZM101 122L99 121L98 123H100L101 124ZM111 121H109V122H105V123H110ZM114 121H112V123H113ZM146 122H148L147 120H146ZM161 121H159V123H160ZM173 122V120H171V122L170 123H172ZM181 122V121H180ZM184 122H185V120H184ZM183 122V123H184ZM187 122V121H186ZM188 122L190 123L191 121H190V119H189V117H188ZM188 122H187V124H188ZM192 122H195V121H192ZM191 122V123H192ZM239 122V121H238ZM237 122V123H238ZM248 122V121H247ZM5 123H3L4 125H7V124H5ZM112 123H110V124H112ZM134 123V122H133ZM143 123H145V122H143ZM143 123H142V127L144 126L143 125ZM182 123V124H183ZM190 123V124H191ZM199 123V122H198ZM202 123V122H201ZM236 123V122H235ZM0 124H2V123H0ZM47 124V125H46ZM50 124V123H49ZM100 124H98V126H97V128H99L100 126L102 127H105L106 126V124L105 125H100ZM110 124H107V127L105 128V129H107L108 127H110L111 125ZM114 124H116V123H114ZM113 124V125H114ZM132 124V123H131ZM146 124V123H145ZM178 124V123H177ZM186 124V126L188 127V125ZM189 124V126H191L192 127V125H190ZM223 124V123H222ZM239 124H241V123H239ZM100 125V126H99ZM120 125V124H119ZM140 125V124H139ZM153 125V124H152ZM154 125H155V122H154ZM157 125H158V123H157ZM214 125V124H213ZM24 126H26V127H28L27 128V130L26 129H24L25 127ZM30 126V127H29ZM95 127V129L94 128H91V127ZM115 126V125H114ZM114 126H111L113 129H115L114 128ZM118 126V125H117ZM123 126V125H122ZM130 126H132V125H130ZM135 126V123H134V125H133V127ZM182 126H184V124L182 125ZM181 126V127H182ZM196 126L197 127H195V128H192V130H190V131H188L189 132V136L193 139V136L195 135V132L196 133H198V131H200L199 129H201V128H199L198 127V125L196 124ZM223 126V125H222ZM246 126V125H245ZM2 127V126H1ZM5 127V126H4ZM19 127H24L23 128V130L22 131H18V128ZM84 127H82V128H84ZM100 127V128H101ZM132 127V128H133ZM138 127V126H137ZM137 127H136V129H137ZM145 127V126H144ZM152 127V126H151ZM157 127V126H156ZM179 127H180V125H179ZM185 127V126H184ZM183 127V128H184ZM200 127H202V126H200ZM13 128V127H12ZM35 128V127H34ZM66 128H68V131H67V133L65 134L63 131H65L64 129H66ZM110 129V131L112 130L113 131V129ZM117 128V127H116ZM125 128V131H126V133H127V130H128V128L125 126L124 127ZM126 128H127V130H126ZM135 128V127H134ZM146 128H147V125H146ZM189 128V127H188ZM1 129V128H0ZM20 129V128H19ZM91 129H93V130H91ZM102 130L104 129V128H101ZM101 129L99 130L100 132H102L101 131ZM118 129V128H117ZM120 129V128H119ZM123 129V128H122ZM131 129V128H130ZM135 129V130H136ZM138 129H139V127H138ZM151 129V128H150ZM158 129V128H157ZM205 129V128H204ZM203 129V130H204ZM209 129V128H208ZM80 130V132H81V128L79 129ZM90 130H91V132H92V135H91V132H90ZM107 130H109V128L107 129ZM106 130V131H107ZM116 130V129H115ZM114 130V132H116ZM124 130V129H123ZM134 130V131H135ZM147 130H148V128H147ZM146 130V131H147ZM184 130V129H183ZM186 130V129H185ZM184 130V131H185ZM33 131H36V129H34ZM56 133H55V132ZM98 130H95V134H97L96 132H97ZM105 130H103V133H100V132H98V136L97 137H102V136H104L105 138H107L105 135H104V133H107L106 131L104 132ZM132 131H133V129H132ZM184 131H182V133L184 132ZM211 131V130H210ZM232 131V130H231ZM1 132V131H0ZM51 132V133H52ZM66 132V131H65ZM113 132V133H114ZM130 132V131H129ZM144 133H143V135H144V138L146 139V137L148 138V137H150V136H148L149 134H148V132L150 133V131H148L147 132V136H146V134H145V131H143ZM208 132V131H207ZM53 133H52V135H53ZM75 133H78V132H75ZM118 133V132H117ZM120 133H122V132H120ZM125 133V132H124ZM124 133L123 134H121V135H124ZM132 133V132H131ZM131 133H129V136H130V134ZM138 133H140V132H138ZM152 133V132H151ZM154 133V132H153ZM158 133V132H157ZM205 133V132H204ZM203 133V134H204ZM4 134V133H3ZM46 134V135H45ZM82 134V135H83ZM100 134V135H99ZM102 134V135H101ZM108 134H109V132H108ZM137 132L136 133H134V135L136 136V138L135 139H137V138H142L143 137V135H141L142 134V132H141V136L139 135V134H137ZM199 134H200V132H199ZM203 134H201V135H203ZM43 135V136H42ZM76 135V136H75ZM113 135V134H112ZM132 136H134L133 134H131ZM139 135V136H138ZM178 135V134H177ZM1 136V135H0ZM49 136H51V135H49ZM75 137V138H71V137ZM80 136V135H79ZM110 136V135H109ZM115 137H116V135H114ZM125 136L127 137L128 136V134H125ZM125 136L123 137V138H125ZM130 137V138H133V137ZM146 136V137H145ZM183 137H184V135H182ZM181 136V137H182ZM196 136V135H195ZM200 136V135H199ZM36 137V138H35ZM64 137H68V141H66L65 143H64ZM72 139H70V138ZM81 137V136H80ZM94 139V140H92L91 141V139L92 138ZM103 137V139H105ZM113 137V136H112ZM121 137V136H120ZM120 137H119V139L118 140H120ZM178 137V136H177ZM188 137V136H187ZM203 137V136H202ZM10 138V139H9ZM109 138V137H108ZM111 138V137H110ZM144 138H143V140H144ZM100 139H102V138H100ZM115 139V138H114ZM129 139V138H128ZM128 139H125V140H128ZM134 139V138H133ZM171 139V138H170ZM173 139V138H172ZM179 139H181V138H179ZM188 139V138H187ZM187 139H185L186 140V144H188L189 143V140H187ZM196 139H198V136H197V138ZM201 139V138H200ZM200 139H198L199 141H200ZM65 140H66V138H65ZM83 140H81L82 142H83ZM117 140V139H116ZM118 140H117V142H118ZM123 140V139H122ZM131 139H129V141H130ZM146 140H148V139H146ZM175 140V139H174ZM182 140V139H181ZM181 140H179L180 142H181ZM69 141V142H70ZM74 141V140H73ZM109 141V140H108ZM112 142H113V140H111ZM110 141V142H111ZM121 141V140H120ZM124 141V140H123ZM122 141V142H123ZM151 142H153L152 140H150ZM169 141V140H168ZM176 141H178V140H176ZM178 141V142H179ZM51 142H52V144H51ZM80 142V141H79ZM104 142V143H103ZM124 142H126V141H124ZM138 142H140V144H141V142L142 143H144V142H146V141H140V140H138ZM177 142V143H178ZM184 142V141H183ZM202 142V141H201ZM44 143V144H43ZM57 143V142H56ZM60 143H58V145L57 146H59V144ZM73 143V142H72ZM72 143H70V146L71 145H73ZM81 143V142H80ZM121 143V142H120ZM127 143V142H126ZM131 143V142H130ZM168 143V142H167ZM196 143H198V142H196ZM69 144V143H68ZM75 144V143H74ZM82 144V143H81ZM80 144V145H81ZM111 144V143H110ZM115 144V143H114ZM113 144V145H114ZM119 144V143H118ZM125 144V143H124ZM129 144V143H128ZM147 145H148V143H146ZM145 144V145H146ZM150 144H152V143H150ZM172 144V143H171ZM174 144H176V143H174ZM181 144V143H180ZM185 144V145H186ZM191 144V143H190ZM190 144H188V145H190ZM209 144H210V142H209ZM9 145V146H8ZM78 145L79 144H77V148H78ZM79 145V147H81ZM120 146H122L121 144H119ZM176 145H179V143L178 144H176ZM193 145V144H192ZM195 145V144H194ZM207 145H208V143H207ZM206 144H205V147L207 146ZM46 146V147H45ZM107 146V145H106ZM117 146V145H116ZM124 146V145H123ZM134 146L136 147V144H134ZM141 146V145H140ZM169 146V145H168ZM167 146V147H168ZM175 146V145H174ZM210 146V145H209ZM208 146V147H209ZM44 147H45V149H44ZM47 147H49L50 149H46ZM61 147V148H62ZM63 147V148H64ZM103 147H104V149H103ZM115 147V146H114ZM119 147V146H118ZM150 147V146H149ZM172 147V146H171ZM170 147V148H171ZM176 147V150L178 149V147L177 146H175ZM183 147H184V145H183ZM194 147V146H193ZM204 147V148H205ZM60 148V147H59ZM58 148V149H59ZM66 148H67V153H66ZM82 148V147H81ZM87 148H88V150H87ZM120 148H123V147H119L118 149H120ZM138 148H140L139 146H138ZM137 148V149H138ZM169 147H168V149H170ZM174 148V147H173ZM186 148H188L187 146H186ZM202 148V147H201ZM207 148V147H206ZM76 149V148H75ZM84 149L82 148V150L84 151ZM116 149V148H115ZM114 149V150H115ZM124 150L126 149L125 148V146H124V148H123ZM123 149H121V150H123ZM148 149V148H147ZM175 149V148H174ZM179 149H180V147H179ZM203 149V148H202ZM56 150V151H55ZM93 150V151H94ZM111 150V149H110ZM113 150V149H112ZM117 150V149H116ZM116 150L114 151L115 153H116ZM120 150V151H121ZM127 150H130V149H127ZM134 150H136V149H134ZM158 150V149H157ZM167 150V149H166ZM183 150V149H182ZM107 151V150H106ZM139 152H140V150H138ZM169 151V150H168ZM186 151V150H185ZM185 151H184V153H185ZM187 151H188V149H187ZM195 151H196V149H195ZM78 152H80V148H79V150H78ZM97 152H99V151H96V152H94V153H97ZM129 152V151H128ZM161 152V151H160ZM189 152V151H188ZM19 154V155H21V158H23V160H24V157H31V158H33V156L34 157H38V161L35 163L34 161H33V164H34V169H33V171H35V172H33L32 174H28V173H24L23 171H25L24 169L22 170V169H20V167H18V165L19 164H17L18 162L17 161H19V159H17V160H15V161H13V159H10V157H8V155L7 154H10V156H16V155H13V154ZM83 152L81 151V154H82ZM84 153H85V151H84ZM88 153V152H87ZM93 152H91L90 154L92 155V154H94ZM108 153V152H107ZM107 153L105 154V155H107ZM110 153H113V152H110ZM110 153H109V155H110ZM133 153V152H132ZM137 153V152H136ZM182 153V152H181ZM195 153V152H194ZM71 154V155H70ZM98 154V153H97ZM135 154V153H134ZM138 154V153H137ZM143 154H144V152H143ZM78 155V154H77ZM101 155V154H100ZM102 155H104V154H102ZM109 155H107L108 157V161H107V159L106 160H99V162L101 161V164H102V162H108L109 164H107V162H106V164H102V170H104V169H106L107 170V174H108V176H107V174L105 175V177L106 178H98V176H99V172L101 171V168H100V170L99 169H97V170H99V172L97 171V177H96V171H92L91 173L89 172V171H91L90 169H93L92 167H90V163H88L87 164V162L85 163L84 161L82 162V160H81V164L83 163L84 164V167H82L83 165H80V162H79V167H77L78 165H76L78 162H76V160H75V158H74V161L72 162V164L71 163H69L67 166L69 167H71V165L73 166V163H74V166L76 165V167H73L74 169H71V168H68V167H66L65 168V166H63L62 165V167H60L59 166V168L57 169L59 172H61V174H62V176L63 175H66L67 173H68V171H69V173H71V175H74L75 173L73 172V171H75V172H77V170H78V172L77 173H82V169H84L85 167L87 168V166L86 165H88L89 167L88 168H90V169H88L89 171H87L86 170V168H85V170L86 171H83V173L84 172H87V173H84L83 174V176H85V177H82V179L84 178V180H82L81 179V177H80V174H79V176H78V179H80V180H82L81 181V184H83V183H85V182H87L86 180H88V182L90 181V183H94V180H92V179H96L95 181H100L101 182V180H103V179H111V180H109L110 181V183L111 182H113L111 185H112V187L114 186V187H117L116 189H118V184H119V182L120 181H118V180H120L119 178H121L120 176H119V170L120 169H122V168H120L122 165V163H124L125 161H124V159H122L123 157H124V154H123V156L120 154L119 155V153H118V155H119V157L121 158V160L123 161H121L120 160V158L118 159V161H117V159H115V157L114 158H110V157H112L113 156V154H111L112 156H110L109 157ZM125 155L127 156L128 154H126V152H125ZM159 155H160V153H159ZM188 155V154H187ZM193 155H195V154H193ZM192 155V156H193ZM87 156V155H86ZM94 156L95 155H93V157L91 158L92 159V164H95V166H94V168L98 165V163L99 162H94V160H96L95 158H94ZM150 156V155H149ZM191 156V157H192ZM45 157H46V159H45ZM78 157V156H77ZM77 157H76V159H77ZM97 157V156H96ZM136 157V156H135ZM135 157H133V160H134V158ZM139 157V156H138ZM152 157V156H151ZM155 157V156H154ZM8 158V159H7ZM15 158V157H14ZM83 159H84V157H82ZM111 160H110V159ZM127 158V157H126ZM125 158V159H126ZM148 158V157H147ZM146 158V159H147ZM36 159V158H35ZM64 159V158H63ZM78 159H79V157H78ZM88 160V158H85V160ZM94 159V160H93ZM103 159H105V158H103ZM132 159V158H131ZM139 159V158H138ZM20 160H22V159H20ZM70 160V161H71ZM79 160V161H80ZM89 160H90V158H89ZM110 160V161H109ZM114 160V161H113ZM127 160V159H126ZM137 160V159H136ZM152 160H153V158H152ZM172 160V159H171ZM60 161V160H59ZM58 161V162H59ZM64 161V160H63ZM78 161V160H77ZM97 161V160H96ZM122 163H121V162ZM128 161V160H127ZM144 161V160H143ZM21 162H24V161H21ZM29 163H31L30 161H28ZM64 162H66V161H64ZM75 162H76V164H75ZM104 162V163H105ZM119 162V163H118ZM134 162V161H133ZM141 162V161H140ZM147 162V161H146ZM149 162L150 161H148V164H149ZM67 163V162H66ZM154 163V162H153ZM188 163V162H187ZM21 164H23V163H21ZM25 164V163H24ZM27 164V163H26ZM86 164V165H85ZM119 164V166H117V167H115L116 165H118ZM136 164V163H135ZM159 164V163H158ZM189 164V163H188ZM28 165V164H27ZM66 165V164H65ZM133 165V164H132ZM143 165V164H142ZM156 165H157V163H156ZM186 165V164H185ZM185 165H183V166H185ZM197 165V164H196ZM195 165V166H196ZM215 165V164H214ZM232 165V164H231ZM20 166V165H19ZM25 166V165H24ZM33 166V165H32ZM81 166V167H80ZM99 166V165H98ZM97 166V167H98ZM130 167H131V164L129 165ZM149 166H150V164H149ZM148 165H147V167H149ZM164 166V165H163ZM187 166V165H186ZM216 166V165H215ZM215 166H213V167H215ZM264 166V165H263ZM64 167V168H63ZM100 167H101V165H100ZM123 167V166H122ZM129 167V168H130ZM134 167V166H133ZM136 167V166H135ZM134 167V168H135ZM138 167V166H137ZM146 167V168H147ZM173 167V166H172ZM233 167H235L234 165H233ZM62 168V169H61ZM67 168H68V170H67ZM76 168V169H75ZM80 168H82V169H80ZM109 168V169H108ZM115 168H117V172H116V170H115ZM155 168V164L154 165H152V169H150V171L152 170L153 171V169ZM164 168V167H163ZM184 168V167H183ZM196 168V167H195ZM212 168V167H211ZM216 168V167H215ZM229 168V167H228ZM227 168V169H228ZM231 169H232V167H230ZM230 168H229V170H230ZM238 168V167H237ZM237 168H235L236 170H237ZM251 168V167H250ZM250 168H247V169H250ZM255 168V167H254ZM254 168H252V169H254ZM258 168V167H257ZM31 169V170H32ZM96 169V168H95ZM119 169V170H118ZM142 169V168H141ZM165 169V168H164ZM171 169V168H170ZM197 169H199V168H197ZM201 169V168H200ZM214 169V168H213ZM216 169H218V168H216ZM220 169V168H219ZM240 169V168H239ZM262 169V168H261ZM57 170H56V172H57ZM61 170V171H60ZM80 170H82V171H80ZM105 170V171H106ZM127 170V168L125 169V171ZM131 170V169H130ZM155 170V169H154ZM181 169L179 168V171H180ZM194 170V169H193ZM228 170V171H229ZM233 170H234V168L232 169V170H230V171H232V174H233ZM236 170H234V171H236ZM255 170V169H254ZM4 171V172H5ZM30 171V170H29ZM28 171V172H29ZM112 171H113V173H112ZM128 171V170H127ZM132 171V170H131ZM144 171H145V169H144ZM151 171V172H152ZM156 171V170H155ZM155 171H153V173L155 172ZM166 171V170H165ZM168 171V170H167ZM167 171L165 172V173H163V169H162V167H160L159 168V166H158V171H157V173H156V175H154L155 177H151L150 179H148V180H141V181H139L138 180V182H136V184H135V186L134 187H139V186H142V188H141V190L143 189V191H144V188L146 189V187H150V188H157V187H160L161 186V184L168 178V174H170V173H168L167 174ZM177 171H178V169H177ZM192 171V170H191ZM198 170H196V172H197ZM206 171V170H205ZM204 171V172H205ZM211 171V170H210ZM219 171H221V170H219ZM227 170H226V172H228ZM229 171V172H230ZM239 171V170H238ZM241 171H243V169L241 170ZM259 171H262V170H258V173H260ZM0 172L2 173V171L0 170ZM31 172V171H30ZM64 172H65V174H64ZM88 172L92 175L93 174V176H94V172H95V178L94 177H92L91 175H88V177H86L87 175L86 174H88ZM109 172H110V174H109ZM121 172V171H120ZM138 172H140V171H138ZM169 172V171H168ZM171 172V171H170ZM196 172H195V174H196ZM201 172V171H200ZM199 172V173H200ZM207 172H208V170H207ZM214 172V174L212 173V171H211V173L209 174V173H207V175H205V173H203V176H196L197 177V179L195 180L196 182H195V184H193L192 185V187H191V189L189 188V192L188 191H186L187 193H186V195H185V197L183 198V199H181L180 201V204L177 202V205H178V210L176 211L175 210V208L177 209V207H175V208H173L174 206H177V205H174L172 202V204H173V206H171L170 208H173V211L175 210V215L173 214H170L171 216H175V219L177 220V222H179V220H181V221H185V222H190L191 221V223L192 222H194L196 225L197 224H204L205 226H203V227H205L206 229H201L200 230V228H198L199 230H197L196 231V229H197V227H199V226H197L196 227V225H194L193 226V228H196V229H194L196 232H192V233H190L189 231H188V229L190 228V229H193L192 228V225H190V223H189V225L191 226H189V228L187 229V226L186 225H188L187 223L182 227V226H180L182 223H181V221H180V225L179 226H177L178 224L176 223V226H172V227H170L171 229H170V235H168V236H170L169 238L168 237H166V235L163 237L164 238V240H163V238H162V240H157V241H153V244L151 245V243H150V245H149V247H150V250H149V248H148V250L146 249V251H148V252H146L147 253V255H148V260L146 259V263L147 264H210L205 258H204V255L205 256H207L208 255V253H206V252H209L210 253V255L212 254V255H214V253H220V255L221 254H223V253H230V251H236V253H237V257L235 258H224V259H220V260H222L220 263H218V264H264V189H263V186L264 185H260V183H263V182H260V181H258V183L256 182L257 180H255V182H256V184L255 185H253V184H250V180H249V182L248 183H244L243 182V180H241V181H237V180H235V181H232L233 183H229V182H231V181H228L227 182V180H225V179H227L226 177H223V173L222 174H218V172L217 173H215L216 171H213ZM225 172V173H226ZM237 172V171H236ZM234 173L233 175H236V174H238V173ZM255 172V171H254ZM133 173H134V171H133ZM202 173V172H201ZM221 173V172H220ZM245 173V172H244ZM248 172H246V174H247ZM250 173H251V175H253L252 174V172L250 171ZM261 173H263V172H261ZM37 174H39V173H37ZM121 174V173H120ZM124 174V173H123ZM131 174H132V172H131ZM130 174V175H131ZM175 174V173H174ZM192 174V173H191ZM239 174H240V172H239ZM243 174V173H242ZM3 175H4V173H3ZM43 175V174H42ZM75 175H77V174H75ZM124 175H128V174H124ZM198 175V174H197ZM202 175V174H201ZM248 175L249 174H247L246 176L248 177ZM260 175V174H259ZM31 178H30V177ZM82 176V175H81ZM129 176V175H128ZM133 176V175H132ZM137 176V175H136ZM225 176H226V174H225ZM229 176V175H228ZM230 176H231V174H230ZM3 177V176H2ZM1 177V178H2ZM35 177V176H34ZM51 177V176H50ZM66 177L67 176H65L64 178L66 179ZM69 178H71L70 176H68ZM73 177V176H72ZM80 177V178H79ZM101 177V176H100ZM143 177V176H142ZM196 177H194V178H196ZM237 177V176H236ZM239 177H241L240 175H239ZM239 177H237L238 179H239ZM253 177V176H252ZM257 177H258V175H257ZM0 178V179H1ZM77 177H75V179H76ZM130 178V177H129ZM132 178V177H131ZM135 178V177H134ZM133 178V179H134ZM193 178V179H194ZM229 178V177H228ZM259 178H261V175L259 176ZM263 178L264 177H262V179H260V180H263ZM16 179V180H15ZM17 179H19V180H17ZM37 179V178H36ZM46 179V178H45ZM51 178H48V179H46L45 181H36L35 179H34V181H33V183L36 181L37 183H35V184H33V185H31V186H26L25 188H27V189H21V188H16L15 186H13L12 185V181L10 182L11 184L9 185V187H8V191L7 192H11V191H13L12 193H14L13 195H15V197H13V198H16V197H18L19 198V196H20V198H21V195H24V194H27V195H29V193H31L30 195H29V197L31 196H33V198H32V200H30V198H28V196L26 195L25 197H27V199L29 200V202H28V206L25 204L27 201V199L26 200H24V199H22V200H24V202L25 203H23V202H18V200L19 201H22L21 199H18L17 200V198L15 199V200H13V201H11L10 200V202H12V203H9V204H13V203H15V205L13 204V206H16L15 207V210L17 211V213H16V211H14L15 213H13V210L11 209L9 212H12L13 214L12 215H10V216H16V215H18V216H16L14 219H13V217H12V219H11V217L10 216H8V218L10 217V219L8 220L7 219V217H6V215H5V217L3 216V217H1L0 218V264H7V261H5V260H8L6 257H9V259L11 260V264H12V262H14L13 264H16V263H23V264H48V263H46L45 262V259H42V258H44V257H42L41 259L40 258H38V259H40V260H38L37 259V261H36V254H34V253H38L41 249L40 248H42L43 249V247H46V245L45 244H50L51 243V240L52 239H62V238H65V236L64 235H66V236H75V238H76V236H78L77 238H80L79 237V233H77V231H76V229H74V228H68V227H66V226H64L63 224H62V222L60 223L59 222V219L60 218H70L71 219V224H73V226H76V225H81L82 226V224H87V223H90L89 222V220H86V218L85 217H87V216H85V215H83V216H81L82 214H83V212L82 211H80V213H82V214H80L79 213V209H80V207L82 208V210H84L83 209V207L82 206H80V207H78V205H77V207H71L70 205L69 206H67L65 203L66 202H68V201H75L76 199H77V201L80 199V200H82L83 199V197H84V199H85V196L88 194V192L87 191H91V188L89 189V190H86V192L87 193H83L82 192V190H79L80 188H78L77 189V185H78V183L77 182H80V181H77L78 179H76V183H77V185L75 186V183L72 185V188H75V189H77V190H72V191H70V190H67L68 188H70L71 186V184L74 182L73 181V179H74V177H73V179H72V183H70V180H68V182H69V184L70 185H68V188L66 189V187L64 186V184L67 182V181H65V183L64 182H62V180L61 181H59L61 178H59L57 181H59V182H57V183H59V186H58V184L55 182V181H53V179H51ZM64 179V180H65ZM133 179H130V180H133ZM192 179V180H193ZM235 179V178H234ZM254 179V178H253ZM2 180V179H1ZM44 180V179H43ZM48 180V181H47ZM56 180V179H55ZM63 180V181H64ZM229 180V179H228ZM233 180V179H232ZM240 180V179H239ZM5 181V180H4ZM14 181H13V183H14ZM24 181V180H23ZM26 181V182H27ZM30 181V182H31ZM84 181V182H83ZM91 181H93V182H91ZM107 181V180H106ZM127 181V180H126ZM136 181V180H135ZM172 181L173 180H171V183H172ZM264 181V180H263ZM22 182V181H21ZM83 182V183H82ZM100 182H99V184H100ZM103 182V181H102ZM123 182H124V180H123ZM252 182V181H251ZM254 182V181H253ZM260 182V183H259ZM2 183H6V182H2ZM97 183V182H96ZM95 183V184H96ZM109 183V184H110ZM122 183V182H121ZM192 183H194L193 181H192ZM8 184V183H7ZM15 184H16V182H15ZM14 184V185H15ZM20 184V183H19ZM27 184V183H26ZM80 184V183H79ZM80 184V185H81ZM98 184V183H97ZM108 184V183H107ZM131 184V183H130ZM257 184H258V186H257ZM264 184V183H263ZM16 185H18V184H16ZM24 185V184H23ZM66 185V184H65ZM104 185V184H103ZM133 185H134V183H133ZM168 185H169V183H168ZM260 185V186H259ZM1 186V185H0ZM5 186H7V185H5ZM63 186L65 187V188H63ZM70 186V187H69ZM75 186V187H74ZM90 186V185H89ZM102 185H100V187H101ZM105 186V185H104ZM187 187H188V185H186ZM3 186H1L0 187V192H1V190L2 191H4L3 190V188H2ZM21 187V186H20ZM91 187H93V186H91ZM96 187V186H95ZM111 187V186H110ZM113 187V188H114ZM128 187V186H127ZM130 187V186H129ZM185 187V186H184ZM82 188H87V187H85L84 185L82 186L81 185V189ZM94 188V187H93ZM98 188V187H97ZM131 188V187H130ZM130 188H128V189H130ZM140 188V187H139ZM167 187H164V189L163 190H165ZM5 189V188H4ZM105 189V188H104ZM109 189V188H108ZM187 189V188H186ZM10 190V191H9ZM94 190V189H93ZM92 190V191H93ZM97 190V189H96ZM96 190H94L93 191V193H96ZM112 190V189H111ZM119 190V189H118ZM117 190V191H118ZM122 190V189H121ZM120 190V191H121ZM125 190H127V189H125ZM159 190V189H158ZM160 190H161V188H160ZM159 190V192H161ZM183 190V189H182ZM261 190V191H260ZM74 191H76V192H74ZM83 191H85L84 189H83ZM97 191H99V190H97ZM105 190H103L102 192L101 191H99L100 193V195L101 196H99V197H101V199L104 197V195L105 194H110V193H112V192H110V193H108L107 191H105ZM116 191V190H115ZM114 191V192H115ZM134 191V190H133ZM184 191V190H183ZM123 192V191H122ZM125 192V191H124ZM131 192V191H130ZM129 192V193H130ZM138 192V191H137ZM155 192V191H154ZM158 192V191H157ZM5 193H6V191H5ZM12 193H9V194H12ZM93 193L92 192H90L88 195V198L86 197V199L85 200H87L88 199V201H89V198H90V196L92 195L93 196ZM102 193V194H101ZM105 193V194H104ZM117 192H115V194H116ZM129 193H127L128 195H130ZM139 193H142V191H140ZM161 193H165L164 191L163 192H161ZM185 193V192H184ZM2 194V193H1ZM16 194H18L17 196H16ZM34 194V195H33ZM41 195L42 194V196L40 197H38L37 195ZM43 194L45 195V197L43 196ZM99 194H97L96 193V195H97V198H94V199H92V200H94V203L92 202V204H94V207H93V205H91L90 204V202H89V204L91 205V207L92 208H94L93 210H96L97 211V209H98V207H97V209H96V207H95V203H96V206L99 204V202H98V200L100 201L101 199H99V197H98V195ZM104 194V195H103ZM120 194V193H119ZM147 194V193H146ZM150 196H147V197H154V198H156L157 197V193L155 194V196H152L153 195V193H151L150 194V192L148 193ZM95 195V194H94ZM102 195H103V197H102ZM126 195V194H125ZM124 195V196H125ZM134 195V194H133ZM135 195H137V194H135ZM139 196H140V194H138ZM143 195V194H142ZM159 195V194H158ZM161 195V194H160ZM183 195V194H182ZM35 196H37V197H35ZM91 196V197H92ZM110 196V195H109ZM108 195L106 196L105 195V197L107 198V197H109ZM122 196V195H121ZM131 196V195H130ZM129 196V197H130ZM146 196V195H145ZM166 196V195H165ZM25 197H23V198H25ZM35 197V198H34ZM48 197V198H47ZM94 197V196H93ZM92 197V198H93ZM112 197V196H111ZM127 197V196H126ZM126 197H124V198H126ZM129 197H128V199H129ZM133 197V196H132ZM135 197V196H134ZM167 197H168V195H167ZM182 197V196H181ZM12 197H11V199H13ZM102 199V200H107V199ZM113 198H114V196H113ZM137 198H139V197H137ZM140 198H141V196H140ZM144 198V197H143ZM168 198H170V197H168ZM168 198H166V199H168ZM172 198H175V197H172ZM171 198V199H172ZM179 198V197H178ZM5 199H7V198H5ZM74 199V200H73ZM83 199V200H84ZM116 199V198H115ZM115 199H112V202H113V204H115V201H118V200H115ZM131 199V198H130ZM146 199V198H145ZM177 199V198H176ZM17 200V201H16ZM91 200V199H90ZM101 200V201H102ZM108 200H110L109 198H108ZM114 200V201H113ZM135 200V199H134ZM133 200V201H134ZM138 200V199H137ZM170 200V199H169ZM174 200V199H173ZM179 200V199H178ZM0 201H1V199H0ZM5 201V200H4ZM30 201H32V203L30 202ZM88 201H87V204H86V206H87V208L90 206L89 204H88ZM100 201V202H101ZM111 201V200H110ZM120 201V200H119ZM127 202H128V200H126ZM131 201V200H130ZM136 201V200H135ZM144 201V200H143ZM6 202H8V199H7V201ZM6 202H4V203H6ZM84 201H81V203H83ZM112 202H110L111 204H112ZM122 202V201H121ZM165 201L163 200V203H164ZM168 202H170V201H168ZM21 203H22V205H21ZM86 203V202H85ZM109 203V202H108ZM116 203H119V202H116ZM126 203V202H125ZM162 203V205H164ZM1 204V203H0ZM24 204V205H23ZM84 204V203H83ZM82 204V205H83ZM111 204H110V207H108V208H105V209H98L99 210V212L102 210V212H103V210H104V213H102V215L103 216H100L101 215V212H100V215H99V212H96L95 213V215H97L96 217H98L97 219L99 220V218L100 217H105V219L103 218V219H101L100 218V220H99V224H101V222H102V225L103 226H106L107 228L109 227V228H112V230H113V232H114V230L115 231H117L116 230V227H117V225L116 224H114V220L112 221L113 222V224L116 226H114L112 223H110V221H109V219L106 217L107 215L109 216L110 215V213L108 212V210H106V209H112V206H111ZM138 203H136L135 205H137ZM8 205V204H7ZM102 205H104V203L102 204ZM129 205H130V203H129ZM161 205V204H160ZM161 205V206H162ZM168 205V204H167ZM171 205V204H170ZM170 205H168V206H170ZM6 206V205H5ZM75 206V205H74ZM85 206V205H84ZM85 206V207H86ZM109 206V205H108ZM142 206V205H141ZM99 207H101V206H99ZM114 207V206H113ZM119 207H120V205H119ZM128 207V206H127ZM133 207V206H132ZM165 207V206H164ZM1 208H4V207H1ZM77 208H79V209H77ZM90 208V207H89ZM102 208V207H101ZM162 208V207H161ZM169 208V207H168ZM5 209V208H4ZM7 209V208H6ZM163 209H166V208H163ZM9 210V209H8ZM134 210H135V208H134ZM167 210V209H166ZM1 211V210H0ZM2 211H4V210H2ZM86 212H90V210L89 211H87V210H85ZM84 211V212H85ZM108 212V213H106V212ZM125 212H127L126 210H124ZM140 211V210H139ZM168 211V210H167ZM114 212V211H113ZM124 212V213H125ZM134 212V211H133ZM172 212V210L169 212V213H171ZM36 214L37 215H40V217H39V219L37 218V220L35 221H33L32 219H29V216H32V215H35L36 216ZM105 214H107L106 216H104ZM116 214H118V213H116ZM122 214V213H121ZM27 215H28V218H26L27 217ZM112 215H113V213H112ZM130 215V214H129ZM92 216V215H91ZM33 217V216H32ZM36 217H38V216H36ZM110 217V216H109ZM3 218V219H2ZM4 218H6V219H4ZM31 218V217H30ZM88 218V217H87ZM92 218V217H91ZM90 218V216H89V219H91ZM95 217H94V215H93V219H94ZM127 218V217H126ZM222 218L223 219H225V221L226 220H228L229 222V224L228 223H226L225 221V223L227 224V226L226 227H228L227 229L230 231H226V232H228L229 234H227L226 232V236H222V233H221V236H220V233L219 232H217V230H218V226H219V224L222 222H220V219L222 220ZM96 219V218H95ZM95 219H94V221L93 222H96L95 221ZM113 219V218H112ZM111 219V217H110V220H112ZM117 219V218H116ZM120 219V218H119ZM173 219H174V217H173ZM32 221V222H30V221ZM39 220V221H38ZM90 220V221H91ZM122 220V219H121ZM38 221V222H37ZM58 221V222H57ZM66 221V220H65ZM119 221V220H118ZM123 221V220H122ZM68 222V221H67ZM67 222H66V225H68L67 224ZM96 222V223H97ZM133 222V221H132ZM224 222H223V226H225L224 225ZM97 223V224H98ZM174 223V222H173ZM173 223H171V224H173ZM194 223H192V224H194ZM74 224H76V225H74ZM102 225H100V227L104 230V228L105 227H102ZM175 225V224H174ZM80 226V227H81ZM170 226V225H169ZM201 227H202V225H200ZM80 227H79V229H80ZM99 227V228H100ZM168 227V226H167ZM167 227L165 228V229H167ZM185 227H186V229H187V231H185ZM77 228V227H76ZM83 228H84V226H83ZM95 228V227H94ZM96 228H97V226H96ZM100 228V229H101ZM213 228H215V230L214 231H210V229H213ZM217 228V229H216ZM74 229V230H73ZM78 229V228H77ZM82 229V228H81ZM86 230L85 231H87V228H85ZM90 229V228H89ZM93 229V228H92ZM100 230V231H103V230ZM169 229V228H168ZM83 230V229H82ZM91 230V229H90ZM89 230V231H90ZM94 230V229H93ZM92 230V231H93ZM107 230H109V229H107ZM112 230H109V232L110 233H108L107 231H106V229L104 230L105 232H103V234L105 233V236H102L101 238L103 239V237H105L104 238V240L100 243L99 241H96L97 242V244H95V241H93V242H88L87 243V241H85V243H87V245H86V247H84V245L82 244V242L80 243V244H82L83 245V248H86V249H80V245L79 244H75L76 242H75V240H73L74 238L73 237H70V238H67L66 237V239H71V238H73L72 240L75 242L74 243V245H75V248H76V245L78 246L79 245V249L80 250H77V249H74L73 250V252L72 251H70L69 249L71 248V250H72V247H73V244H72V246L68 249V253H67V256H68V254L70 255V253L73 255V256H75L76 257V259H78L77 258V256L79 257V256H83V257H86V258H81V257H79V258H81V259H86V264H87V259H88V261L90 260V259H92V257H94L93 259H96L95 257L97 256V258H99L98 256H100V254H101V256L103 255V253L104 252H109V250L111 249V250H114V249H116L117 247H118V245H117V247L115 248L114 247V244H112V241H114V243L117 241L116 240V232L115 233H111V231ZM119 230V229H118ZM194 230H192V231H194ZM81 231V230H80ZM96 231V230H95ZM164 231V230H163ZM191 231V230H190ZM220 231V230H219ZM83 232V231H82ZM82 232H81V235H82ZM97 232V231H96ZM108 233V234H107ZM120 233V232H119ZM122 233V232H121ZM160 233V232H159ZM158 233V234H159ZM164 233H165V231H164ZM164 233H163V235H164ZM73 234V235H72ZM88 234V233H87ZM90 234V233H89ZM89 234H88V237H89ZM97 234H98V232H97ZM97 234L95 233V235L97 236ZM165 234H169V233H165ZM20 235H23V240H21V241H19V239H21V238H19V239H17L18 238V236L19 237H21ZM84 235V234H83ZM92 235H93V232H92ZM122 235V234H121ZM163 235H161V236H163ZM14 236L16 237V238H14ZM160 236V237H161ZM82 237V236H81ZM85 237V236H84ZM84 237H82V238H84ZM172 237V238H171ZM13 238L15 239V243H13L14 242V240H13ZM92 238H93V236H92ZM119 238H120V236H119ZM127 238V237H126ZM143 238H145V237H143ZM155 238V237H154ZM174 238H179V240H180V242L178 241V242H176L177 240L176 239H174ZM98 239V238H97ZM121 239V238H120ZM139 239V238H138ZM149 239V238H148ZM181 239L183 240L182 242H181ZM18 241V243H16L17 241ZM72 240H71V242H72ZM78 240V239H77ZM81 240V239H80ZM84 240V239H83ZM82 240V241H83ZM92 240V239H91ZM95 240V239H94ZM123 240H125V239H123ZM127 240V239H126ZM134 240V239H133ZM133 240H132V242H133ZM141 240V239H140ZM145 240V239H144ZM151 240V239H150ZM154 240V239H153ZM156 240V239H155ZM176 240V241H175ZM13 241V242H12ZM54 241V240H53ZM56 241V240H55ZM62 241V240H61ZM70 241V240H69ZM79 241V240H78ZM119 241V240H118ZM122 241V240H121ZM135 241H137V240H135ZM139 241V240H138ZM137 241V242H138ZM71 242H67V244H68V246L69 245H71L70 243ZM100 244H99V243ZM124 242V241H123ZM146 242V241H145ZM54 243V242H53ZM73 243V242H72ZM118 243V242H117ZM129 243V242H128ZM139 243H143V242H139ZM120 244H122V243H120ZM125 244H126V241H125ZM51 245H53L52 243H51ZM65 245H66V241H65ZM111 245H113V246H111ZM140 245V244H139ZM143 245V244H142ZM146 245V244H145ZM145 245H143V246H145ZM56 245H54V247H55ZM116 246V245H115ZM58 247V246H57ZM65 247V246H64ZM64 247H62V248H64ZM122 247V246H121ZM120 247V248H121ZM123 247H125V245H123ZM146 247V246H145ZM144 247V248H145ZM48 248H49V245H48ZM50 255H51V253H53L52 252V247L50 246ZM66 248V247H65ZM127 248V247H126ZM139 248V247H138ZM141 248V247H140ZM46 249V248H45ZM55 249V248H54ZM131 249V248H130ZM129 249V250H130ZM47 250V249H46ZM59 250H60V248H59ZM63 250V249H62ZM61 250V251H62ZM67 250V249H66ZM121 250V249H120ZM143 250V249H142ZM43 250H41V252H42ZM48 251V250H47ZM47 251L45 252V250H44V252L45 253H42V254H45V255H49V254H46L47 253ZM55 251V250H54ZM56 251H58V250H56ZM63 251H65V250H63ZM62 251V252H63ZM69 251H70V253H69ZM61 252V253H62ZM114 252H116L115 250H114ZM121 252V251H120ZM119 252V253H120ZM126 252V251H125ZM140 252H142V251H140ZM144 252V253H145ZM223 252V253H222ZM66 253V252H65ZM99 253V254H98ZM109 253H111V252H109ZM134 253V252H133ZM137 253H138V250H137ZM143 253V252H142ZM207 255H206V254ZM233 253V252H232ZM231 253V254H232ZM41 254V256H44V255H42ZM64 254V253H63ZM108 254V253H107ZM116 254V253H115ZM117 254H118V252H117ZM117 254H116V256H117ZM230 254V255H231ZM49 255V257H51L52 258V256H50ZM53 255H55V254H53ZM59 255H62V254H60V252H59ZM105 255V254H104ZM229 255V256H230ZM235 255V254H234ZM57 257V259L59 258V259H62V257L60 258V256L58 257V255H56ZM72 256V257H73ZM107 256V255H106ZM109 256V255H108ZM110 256H112V255H110ZM124 256V255H123ZM133 256V255H132ZM131 256V257H132ZM136 256V255H135ZM138 256V255H137ZM140 256H141V254H140ZM143 256H145L146 257V255H143ZM223 256V255H222ZM228 256V257H229ZM48 256L47 257H45L46 259L47 258H49ZM55 257V256H54ZM53 257V258H54ZM71 256H68V258H70ZM74 257V258H75ZM207 257H209V256H207ZM211 257V256H210ZM215 257V256H214ZM218 257V256H217ZM53 258H52V261H53ZM63 258H64V256H63ZM67 258V259H68ZM113 258V257H112ZM118 258V257H117ZM116 257H115V259H117ZM120 258V257H119ZM219 258V257H218ZM223 258V257H222ZM50 259V258H49ZM59 259L57 260V262L59 261ZM131 259V258H130ZM138 259V258H137ZM141 259V258H140ZM145 259V258H144ZM64 261H65V259H63ZM71 260H74L73 258L71 259ZM70 260V261H71ZM211 261H212V258L210 259ZM225 260V261H224ZM46 261H48V260H46ZM56 261V260H55ZM67 261V260H66ZM76 261V260H75ZM85 261V260H84ZM93 262L95 261V260H92ZM92 261H91V263L90 264H92ZM215 261V260H214ZM224 261V262H223ZM62 262V261H61ZM79 263H80V261H78ZM109 262V261H108ZM120 262V261H119ZM134 262H137V261H134ZM140 262V261H139ZM216 262V261H215ZM50 263V262H49ZM69 263V262H68ZM110 263H111V261H110ZM122 263V262H121ZM127 263V262H126ZM60 264V263H59ZM82 264H84V263H82ZM89 264V263H88ZM94 264H96V263H94ZM125 264V263H124ZM132 264V263H131ZM139 264V263H138ZM141 264H143V263H141ZM145 264V263H144Z\"/></svg>",
  "mask_w": 264,
  "mask_h": 264
}]
</instances>
